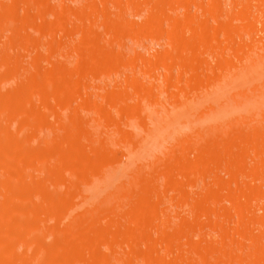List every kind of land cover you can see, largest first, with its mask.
<instances>
[{
	"label": "rangeland",
	"instance_id": "obj_1",
	"mask_svg": "<svg viewBox=\"0 0 264 264\" xmlns=\"http://www.w3.org/2000/svg\"><path fill=\"white\" fill-rule=\"evenodd\" d=\"M7 1H8V3H7ZM34 1L33 0H0V15L3 16L2 14H4V16H6L5 13L9 9H10V11H8V12H10V14L12 15L11 17L8 16V18H6V20H9V21H6L4 24H3V22L5 20H2V18H5V17H1L0 16V28L2 27V29H0V43L2 41V43L0 44V55H1L2 52L5 53L4 51H6V48H7V51H9V53H7V54H9L10 56L11 55H13V56L15 55L14 57H16V58L19 57L17 59L19 61L21 60L19 63L22 64L21 65L22 67H20L19 70L20 71L23 70L24 72L22 71L21 73H24L25 74V75L24 74L21 75L19 73L18 75H16L14 77L15 78L14 79L15 81L13 79H11V80L9 79L8 80V79H4V78L2 79L3 81L0 80V82H1L0 83V86H1L0 87L1 88L0 89V93L1 92L2 93L3 92L5 93V94H2L1 93L0 96L1 95H5L4 98L7 99L6 98L7 92L10 91V89H13V88L15 90H17L18 88H15V87L16 86L19 87V84L18 83H20L22 85L23 81H26V84L27 83L29 84L28 87H30V85L31 86H35L34 83L37 85V87H34V88L33 87H30V89H32V91L29 90L28 91L29 94L26 93V91H24V89H23V91H24L23 98L24 97H26V98L29 97L30 98V94H32V93H30V91L31 92L34 91L33 93H35V91H36L35 89H39V88H41V86L43 87V84L45 83V81L46 82L48 81L47 83H49V82H51L50 80H52V79H53V81H55L54 83L58 85V86L53 85L54 86L53 88L56 89V90L59 89L60 87H63L64 90L65 89L68 90L71 87V85H73V84H71L69 87L67 86V85H69L67 83H69L70 80L71 81L74 80L75 83H74L73 87L74 88L76 87L75 89H78V90H77V93H76L73 90L74 88H72V90H73L72 92L73 93L71 92L72 94L71 93L70 94L73 95V96H71V98H70V94H68V95L65 94V98L68 99V100L65 99L66 100L65 101L66 102L65 105H67L69 103L68 107L65 106V105L63 106V104H61V106H62L61 107L60 106V103H58L57 102V99L55 97H53V96H51V98L49 97V99H47V101H44V103L47 102V104H43L42 105L41 103H43V101H41V103H40L39 102L40 101L39 99H38V102H36V104H34L36 109H37V107L39 108L40 111H38V112L43 113V114L51 115L48 112L49 111L51 112V111H54L55 110L52 113L53 115H51V117H49V118H52V119H49L48 118L49 121L51 120L52 121L51 123H53V124H50V126H41L42 128H38L39 129L38 132H40L39 137L41 136L40 139L46 138L45 141H44V143H43V140H40L39 139L40 141L38 143H40L41 149L42 150H45L46 152H48L47 150L49 148H51L53 146H57V147L60 148V150L61 149L62 150L61 151H58L59 153L57 154L58 155L57 157H56V155L54 157H52V156H49L50 154H48V155H46L48 157L47 158V161H45V159H44V160H41V161L38 160V163L36 162L39 165L41 164L40 165L41 167L42 166H45V168H46V166L48 164L49 165L54 164L53 165L54 167L57 165L56 169H58V170H56L54 168L55 171L52 170V172L51 171H48L47 172L46 169H48V168H46V169H43L44 167L39 168V169L46 170L45 171V174L42 173L41 170H39L37 168V165L34 166V165H31V164H26V163H22V162L20 163L18 160H17L18 162H16V161L13 162L12 161V163L9 166L11 168H13L15 171L17 170V171L23 172V173H21V175L26 174V172L29 171L27 173V174H30L29 183L30 182H32V183L34 182V181H30V180H35V179L32 178V173L34 174L33 177L40 175V176H42V178L41 177L40 178L43 180V182L45 181L44 183H46V185L49 184L48 185L49 187H53V189L52 188H49V189L54 194L55 193L54 192L55 191L54 189H56V190L59 189V190L63 191L64 188L65 189H66V187L68 188V185L69 184H66L65 180L66 181L69 180L70 182H72V185H73V183H75L74 184V186L76 185V187H75L76 192L75 193L78 192V194H79L78 197H77L78 194L75 195L77 198L74 196L75 199L72 200L73 201V204L74 203L75 204L76 203H80V202L84 201V199L86 200V197H87L89 191L92 188L91 182H93V183L95 182L94 183V185H95L96 183L99 182L98 180L101 181L102 179H97V178H102L101 176H103L102 175L103 173H101V175L99 173L98 174L99 176L97 175V173L90 174V176H89L88 179L82 180L83 177L81 178V174L79 173V171L77 169V165L78 164H75V163L79 162V157L77 156V154H80L81 155L82 153H80V152H84L83 154L88 155V158L90 157L89 155H91V156L93 155L92 157L94 158L96 156L95 153H96L97 150L95 151L94 148H93L94 146L92 147V145L95 144V141H92V140L93 139H96L97 140L98 138H100L101 140L104 141V143L105 142L106 143L105 144L102 143L103 145L101 143H96V145L98 146V147H96V145H95L96 149L98 148L99 151H101V150L104 149V152L107 151V152H105L106 155L108 154V152H109V155L110 154L111 155L112 154H116V155L119 156V158L121 160H125V155H126V161L128 162L127 155H128V153H130V151H132V147H133L132 144L130 143L129 138H132V137H136L138 139L141 138L144 135V133H145L144 129L146 128L145 126H147L146 124L149 123V122H147V121H149V119L147 120V118H146L147 121H144V122H147V123H144L145 126L143 124L142 125L139 124V120H138V118H139L138 116L139 115H137V113H136V117H135V115H133L134 118L131 115L130 116H127L128 113L126 114V109L125 108H128V106L130 107L131 105H133L135 108H137V107L138 108L139 107L142 108V106H144L145 103H147V101H148L147 97L146 96H143L140 93V91L145 90L146 88L148 89V86L149 85H151L152 86L151 88L154 91H156L155 93H159V91H163L162 92V98L164 99V103L162 104V107L160 108V111L161 112L159 111L158 116L159 115L162 116L163 114H165L164 111H166V109L167 110L168 109H171L173 107V103H175L177 101L176 99L178 98V100H179V96L182 95L180 93H183V92H186L187 93V92H190L191 91L190 93L192 94V96L193 97H196V99L198 101H201V100L204 101L202 103V105L200 106L199 110L197 112L193 113L190 116V118L187 120L188 121L187 122V125H181V127L182 126H184V127L180 130V132H178L177 135L169 136L167 134H163L158 139V141L155 144H152V145L149 146L148 152H146L145 156H143L142 158H139V159L135 160L134 162H132L131 169H134V171H136V173H138L139 171H143V175H141V176H143L145 178H143V177L140 176V177H138V180H139V178H143L142 180L145 179L144 180L145 182L146 181L149 182L150 180H153V182H156V183H152V184H155V186H158L157 185L158 183H160L159 186L160 185H163L162 188L160 186V191L162 192V197L160 198L161 201L158 202V203H161L160 205L163 206V210H164V208H165V210L162 211V209H161L162 207L159 205L160 206L159 208L161 209V210L159 209L160 213L159 214H156V217L154 216L155 213L153 215H150L149 216L150 217L149 220H150V223H151L149 225H152V226L147 227V228H149V229H147V231H145V230L142 231L144 229L143 228L144 226L143 227L141 226V228H143L142 230L139 228L140 231H137L139 229H137V230L134 229V227H135L136 224L133 223L134 224L133 225L129 221V217L133 216V214H131L130 212H132V211L135 212V210L137 209V207L139 208L140 206H143L142 203L144 204L145 198L147 196L146 193H142V194H144V196H142L141 192H139V190H137L139 188V187H137V185L139 183H137V182L135 183L134 180L135 179L137 180V178H134L133 177V179H131V181H130V179H127L129 182L128 181H126V182H128L129 184L128 185H125V187H124V189H126V188H127V190L130 189V191L124 192V189H123V190H119L118 191V195L117 196L115 194V197L117 198L116 205H115V203L114 204H109V206L106 205L105 200H106L107 194L105 193L98 200L99 204L101 202H103V203L100 204L101 206L98 205L99 206V208H98L97 206L94 205V206L89 207V209L86 208L84 210L85 213L84 212H82V213L80 212L82 216L79 215V213H77L76 215L78 217L75 215V216H73L71 218L70 217H67L66 218L67 215H64L65 214L64 213L65 211H64V212L60 213V214H62V216L54 218V216H52V214H49V213L46 212L49 215L48 218H47V216H44V215H46V213L43 212L44 215L43 214H42L43 216L41 215V219H40V217L38 218V222L40 221V223L43 224V225L41 226V224L39 223L38 225H35V226L39 227L41 230L42 229L44 230V231L42 230L43 232L41 231L42 234L44 232L47 233L49 231L47 234L45 233L46 236L48 235L46 237V240H45L46 242L42 241V243L43 242L45 244L47 243L45 245V247H47V246L53 247V246L56 245L57 241L60 242L63 239V236H65L66 234L65 235L63 234V232L61 230L62 228L64 230L66 229V232L69 231V230H73L74 232H77L75 228H78L80 226H76L73 229H70V228H72V226H75L78 223L84 224V222L87 221L86 220L87 218H89V217L92 218V216L95 215V216L98 217V219L100 218V220L97 219L100 222H96L97 225H95L93 227V230L95 228L94 231L92 230V228H90V230H88V231L91 232V233L94 232L93 234H96L97 233L96 230L99 231L98 228L101 229L102 227H104V228H107L108 233H111L109 235H112L113 236V233H114L115 237H117V238L114 239V241L112 240V244L115 242L114 243L115 245L113 244L114 250H115L114 253H113V251L111 252V250L113 249V246L112 245H111L112 248L109 246L110 249H108V245H109L108 243H107L108 245L102 244V243L100 245L101 246L100 247L101 249H100V252H99L100 255L103 256L102 253L103 254L107 253V254H109V257L106 254L107 255V258L109 260H113V261H111V263H105V264H153V260L154 259L158 260L159 261L158 262L159 264L160 263H163V264L164 263H171V264H173V263L174 264L175 263H177V264L178 263H181V264H188V263L189 264H201L200 256L198 255V253H200V251L203 250V248L205 247L204 246V245H206L205 242L210 241V240L211 241L210 242H207V244L208 243H210V244H212V243L216 244V247L215 246H212V247H214L213 248L214 251H216L218 253L220 251V253L219 254L216 253L214 255L215 252L214 251L213 252L211 251L210 254H208L210 256L208 257V255H206V258H205L206 261H204V259H203L202 264H205L204 262H206V264H208V261H209V264H210V263H212V261H214L213 259H215L216 261H214V262H217V264H218V261H217L218 255L220 256L221 254H223L224 247H226L225 248L226 250H224V251L230 250L231 247H233V246H234L233 248H236L237 249L236 250V249H233L232 248L233 250H236L235 252H237L238 249H240V250L243 249L241 251H243V254L242 255H244V256L245 255L248 256L250 254V252L252 253L254 251V248H255L254 247V242L252 240L249 241V239H247L249 241V243L248 242H244L245 244L241 241L244 245L247 244L246 247L241 245L242 248H240L238 246L239 244H242L240 242V240L243 239V238H241L240 233L237 231L238 230V228H237L238 226L237 225L240 224V223H242V222H244V221H246L247 219H249L248 217H250V215H252L253 218L256 215L257 216L263 215L264 212L262 211V208H261V205L262 204L259 205L260 202L258 203L256 201L257 202L256 203L254 201L253 202L254 205H253V203H250L249 202V205L252 204V206L250 205L251 208L249 207L250 208L249 209L250 210L249 213L245 214L247 217L246 216L244 217L243 215L241 216V214L237 212L238 209H236L235 208V205L231 201H229L230 199L227 200V198L229 196L228 195V192H229V194H230V192L233 193L234 195L237 194L236 197L238 196V193L241 192L240 194H242V196L241 195L238 196V198L241 197V198H239L241 200L239 202L240 203H245L247 200H246L245 196L243 197V195H245L244 194V191H245L246 194H248V192L251 191V190L248 191V189H250V186L251 185H252V187H251L252 190L257 189V187H258V189H260V188H262L261 186H264L263 185L264 184V182H263L264 180H262V179H264V173H263V171H264L263 168L264 167L262 168V170H263L261 172L262 174L260 173V171H261L260 170L261 164L264 165V158H263V160L262 159H259L261 157V154H259L260 152L258 150H256V151L252 150L253 147L255 146L254 143L256 141L253 143V141L255 139H251L253 141L250 140L249 145L252 143L251 144L252 147L251 146H248L247 150L245 149V153L246 154L248 153L246 151H249V148H251L250 151L252 150L251 152L249 151V153L247 154V155L250 156V158L247 159L248 156L246 157V160L245 161L247 163H246V165H244V167L246 166L249 169L247 168L248 169L247 171L237 170V169H235L236 167H234V164L233 163H235L238 160V158H239V157H237L239 155L237 153L238 152L240 153V152L243 151L242 149H240L241 147L237 146L239 148H236V145H234L233 147H231V149H232L231 150V149L227 148L228 147L227 144H225L224 146H222L224 144V142H225V141L222 140V138H220L222 140V141H220V144L222 142H223V144L220 145V146L217 145L219 142H216L215 146H214V143L215 142H213L215 140L217 141V139L219 140V138L213 137L216 134H217V137H219L218 134H220V136L223 134L224 137H225V139H226L225 134H229V136H230V134H232L231 136H234L237 133V130L239 131V130L242 129V128H240V126L238 127V125H239L238 118L241 119L243 115L247 114L245 112H249V106L250 105H239L237 103V101H248L247 100L248 98H244L243 96H239L238 93L232 92L228 96L224 97L220 103L215 104V102H210L209 99H207V100L201 99L198 96L201 93L199 91V88L201 87V84L204 85L205 87H207L209 84H212L213 82H215V80H218L219 78L224 77L222 75H224V74L226 75V71L229 70V69H231L230 68L231 66H229V63L228 62L230 61V59H231V61L232 60H234V61L237 60L235 58L236 54L233 55V53H232V51L234 52V50L236 48H238L237 45H239V47H240V45L243 44L241 46H243L244 49H245L246 47L244 45L245 44L251 45L250 43H252V40L261 41V39H262L261 42H264V40H263L264 39V31H263L264 30V27H263L264 26V21H263L264 18L262 17V12L261 13H256V12H258V11H256L258 8H260V9H258L259 12L261 11V7H259V6L256 7L255 8L256 10L255 11L254 10L252 11V13H253L252 16H251V11H250V13H249L250 16H248V18L246 17L247 19H250L251 18L249 24H247L248 23V20L245 21V23L247 22L246 24L245 23L241 24V22L239 21V19L237 17L235 18L234 21L233 20L231 21V23L233 25L232 24H229V25H232L233 26L231 28L233 30H235L238 26H240V24L243 25V26L244 25L245 26L247 25V27L249 25V28L248 29H245L246 27H244V30H242L239 34L235 35V38L236 39H234V43H232V45H231L232 47H230V45L229 46L227 45L228 50H227V48L226 49L224 48V44L227 41H225L226 40L225 34L222 32V28L220 27L222 24L224 25V23H223L224 21H222V22L220 20H217V21L215 20L214 21V19H212V18H209L210 19L209 20V23L211 22L210 24H213V25L210 26V28H211V30H213V29L214 30L211 31L209 29V27H208V29L210 31L208 30L207 33H205L206 35L203 34L204 37H203V35H201L202 38L200 40V41H203L207 45L204 46L203 42H202V44H199L201 42L198 41L199 42L198 44L200 46L195 45L193 47H190L189 48L190 50L189 49H183L182 50V48H181L182 45L180 46V44H177V39H178L177 37H180V39H181V37H183V35H184V37H187V38L189 36L190 37H193L194 36L193 33H196V32H194L195 27L193 26L194 25V22H195V18H196V21L199 22L198 20H200V18H202V20H203V18L206 17V16H204V11L203 10L209 9L208 7H210L209 6L210 4L208 2H210V1L209 0H201V1L200 0H195L197 3L195 2L194 4H196L197 6L193 4V5H190V7L186 8V7H184L185 4L184 5L182 4L183 1L180 4V3H177V1H178L177 0L175 2L173 1L174 2V5H171L172 8L170 7V9H171V10L169 9L170 11L167 9L168 8L167 7L168 6L167 3L172 4L171 3L172 1H169V0H163V1L160 0V1H158V3L164 2L167 5L166 6V10H165V14H163V15L168 16V15H171L172 14V16H174L172 19H175V20H178L179 21V23H177L178 24V28H180L181 26L183 27V25L186 23L184 19L189 18V17L190 18L193 17V18H191V19H194L193 24L191 23V25H190L191 27L187 26L186 29L188 27L189 28L187 29V31L184 32V34H182V32L184 31V30H182L183 29L182 27L177 32H172L173 30L170 28L172 26L171 25H168V24H170V23H168L169 22L168 20H163V21L161 20L162 22H167L168 21L167 23H163L162 24V25L165 26V27L162 26L164 29L162 27H161L162 29H160V28H157V29L155 28L154 29L152 25H149V22H147V20L145 19L144 16H146L148 14L147 19H149V17H151V14H152V15H155L156 16L155 18L157 19V21H160V20H158V18H161L162 13H160V12H162V11H160V12L158 11V12L155 13L154 11L149 10L150 9L149 8L150 6L147 7L148 5H154L152 3L155 2V0L154 1L153 0H143V1L146 2V3L145 2L143 3V4H146V6L145 5H142V14L143 13H146V14H144V16L141 15V14H139V13H137V12H135V11H133L132 9H130V10L127 9L126 12H124V14H123L124 16L126 15V18L125 17L124 18L129 21V23H128L129 30H130L131 27L134 28V29H139L141 27L142 28V31L148 32L150 30V31H152L150 33H154V32L158 33V34H154V35H157L158 38L156 36L154 37L153 35H152V38H151V36L149 35V32H148V34L146 33V35H149L150 38L148 36L145 37V35H142V38L140 37V39H139L141 41H139L137 37L131 38V35L134 32L133 30H131L132 33H130V35H125V36L120 37L121 39L118 38V39L114 40L113 39V35H114L113 32H109L108 35H106L108 37L105 38V41H107V39H108V41L106 42V46L107 45L110 46L111 49L108 46H107V48L109 50H111V51L114 50L115 54L117 52V55L119 53L120 56L123 59L124 58H127V59H124V60L122 59V61L128 60V62L125 63L124 65L121 64L122 66H120V68H118L119 67V64L118 65L115 64V63H117L116 61L114 62L113 60H111L113 62H110V60L108 61L106 59L107 60L106 61L104 59V60H101L102 61L101 62L100 61V58H99L98 59L99 62H100L99 66H102V65L103 66H102V68H97V67H99V66H96L98 60L96 61V57L94 58L93 55H95V56L98 55L96 53V52H98L97 51V49H98L97 47L98 46H96V47L95 46H92L93 44H91L89 46L87 44V42H91L88 39H90V37L94 36L92 34H94V31H96L97 29L100 30V32L103 31V34L105 33V31L107 32V30H104V29L106 27H109L111 25V22L113 20H111L110 17L112 16V18H115V13H116V10H117V5L114 2H109L108 1L109 4L107 6V5H104V3H106V2L103 3V2H101V0H87V1H85V0H41L42 2H40V3H39V1H40L39 0V1H37L38 4H35ZM139 1L142 3V0H139ZM149 1H151L152 3L151 2H150L151 4L148 3ZM223 1H226V0H222V3H223ZM2 2H6L7 4L6 3H4V4H6L7 7H5L6 5L4 6ZM191 2H193V0H191ZM198 2H201V3H198ZM211 2H213V1L211 0ZM12 3H13V6H15L14 9H13V6H12V8L11 7H8V5H10ZM190 4H192V3H190ZM198 4H200L201 7ZM224 4H228L227 7L224 6V9L226 7L227 8V11H229L228 9L230 8V5H232V1L231 0H228V1L224 2L223 5ZM41 5H43V6H41ZM181 5H183V6H181ZM186 6H189V5L187 4ZM145 8H147V9L145 10ZM153 8H154V6H153ZM231 8H230V10H231ZM92 9L95 11V13H94V11ZM163 9H165V8H163ZM90 10H92V13H94V15L93 14H87V13H91ZM148 11L149 12H152V13L149 14ZM82 12H84V13H82ZM81 13L83 14L82 17H84V18L86 16L88 17V18L86 17L87 19H84V18L81 17V19H84L82 23H81V19H80V16L81 15L79 16V14H81ZM163 13H164V11H163ZM166 13H169V14H166ZM202 13H203V15H202ZM14 14H15V16H13ZM26 14H28V15H26ZM62 14H65V16L64 17H61ZM157 14H161V16H158ZM42 15H44V17H43L44 20L40 18ZM54 15L56 17L57 16L59 17V22L62 20L61 22L64 23V26H67L66 29H62L61 28L62 30H56L57 29V25L56 26L53 25V26H55V29L53 27L54 30H52V28L50 27L52 23L49 24L48 22H50V21H53L54 22V20H56ZM113 15H114V17H113ZM30 16L32 17V19L34 18L37 22L35 20L32 21L31 18H30V20H28V18ZM165 16H163V17H165ZM22 17H25L24 20L27 18L26 19L27 22L26 21H21L24 24H22V23L19 22V20H20L19 18H22ZM66 17H68V20H67V22H64L67 19ZM176 17H177V19H176ZM11 18H13V19L11 20ZM151 19L153 21V18H151ZM220 19L222 20V18H220ZM188 20H190V19H188ZM30 21H32V22H30ZM56 21H58V20H56ZM152 21H150V22L153 23ZM34 22H36V23H34ZM44 22H46V23L44 24ZM188 22H192V20H190ZM260 22H262V23H260ZM6 23H8L10 25H7ZM25 23H26L27 26L25 25ZM39 23H42L44 26L41 25V28H39V29L34 28V27H38L39 26ZM83 23H85V24H83ZM2 24L4 25L5 28H3V25ZM11 24L13 26H15V27H12ZM32 24H36L37 26L36 25L33 26ZM47 24L50 25V26H48L49 28L47 27ZM62 24H60V26H62ZM130 24H132V26H130ZM24 25H25L24 28L23 27H19V26H24ZM179 25H181V26L179 27ZM83 26H86L85 27V30H84ZM185 26H186V24H185ZM215 26L217 28L220 27L218 32L217 31L215 32ZM42 27L44 28V31H41L39 33L38 30H42ZM45 27H47V28H45ZM13 28H16L14 30V32H19V33L18 34L13 33ZM18 29H19V31H18ZM50 29L52 31H50ZM181 30H182V32H181ZM1 32H5V33H1ZM178 32H180V33H178ZM27 33L28 34H31V35H34V34L39 33L36 36H34L35 38L38 37V40L40 42V43H38V44H40L38 46L39 49L36 46H33L34 48H32V47L29 46V49H27L28 47H25L24 45H21L22 42L25 44V41H23V40H25L24 38L26 37V39H27V37H29V35ZM55 33H56V36H55ZM111 33L113 35H111ZM176 33H178V34H176ZM191 34H193V35H191ZM162 36H163V38H162ZM11 37L12 38L14 37V39H12V40H14V42L12 41L13 44H10V41H11L10 38ZM114 38H116V36H114ZM135 38H137V39H135ZM38 40H36V41H38ZM86 40H88V41L85 42ZM142 40H143V42H142ZM237 41H239V42H237ZM117 42H121V43L119 44ZM175 42H176V44H175ZM209 42H211V44ZM140 43H143V44H140ZM178 43H179V41H178ZM212 43H214L215 46H212ZM86 44H87V46H89V48H87V49L84 46ZM218 44H221V48L218 47ZM222 45H223V47H222ZM234 45L236 46V48H235ZM4 46H5V48H4ZM1 47H3V48H1ZM22 47H25L24 51H23ZM113 47L115 49H113ZM195 47H197V48H195ZM229 47H230V49H229ZM241 48L242 47H240L238 49H241ZM3 49H5V50H3ZM221 50H222V52H221ZM226 51H227V53H226ZM235 51H237V50H235ZM18 54H19V56H17ZM115 54H114V56H116ZM181 54H182L183 57H186V58L183 59V57L181 56ZM3 55L0 56V69H1L0 70V73H2L5 70V65L3 66V64H4L3 63V57H4ZM226 55H229V56H226ZM231 55H233L234 57L231 56ZM37 57L38 58L39 57H44L45 59L47 57L52 58V62L57 63V64H55L57 66L55 68H52V66H51L52 63H50V62L48 63L47 60H44L43 61L40 58V60H42V61H40L39 59L38 60L40 62H42L41 63L42 68L39 69L40 62L38 64L36 63L37 65H34L35 64L34 62L36 61L35 58L37 59ZM216 57H218V59H219L218 62H217L218 59ZM226 57L229 60H227ZM230 57H233L234 59L233 58H230ZM204 58H208V61H207V59H204ZM90 60H91V62H90ZM93 60L96 61V62H94V65L96 66V68H95V66H92L91 65ZM114 60H115V58H114ZM120 60H121V58L119 59V61ZM222 60H225L226 62H224V61L221 62ZM241 60H242V58H241ZM241 60H239V62H241ZM45 61H47V62H45ZM101 63H103V64H101ZM193 63H196V64H193ZM235 63H238V61L235 62ZM48 64H51V65H48ZM194 65L195 66L198 65L199 68H197V69H199V71H202V73L200 75L201 76V79H202V76H204V74L206 75V74H209L210 73L209 72L210 69L212 71L213 68H210L211 65L213 67L215 66V70H214V72L212 71L213 73H211V74H214V76H216V77L218 75V78L215 79L216 78L215 77L214 78L215 80L214 79L213 80H207V79H204L205 77H203L204 81H202V80H200V78H199L200 76H199V77H197L196 80H193L194 78H192V80H190V82L192 81L191 83L190 82L187 83L189 81V79H191L190 77H188V79H187V76H191L190 73L194 70L193 68H192L193 69L192 70L190 67H195ZM200 65H201L202 69H201ZM217 65H220V66H217ZM236 65H238V64H236ZM216 66L220 68V71L216 70ZM48 67H50V68H48ZM61 67H63V68H61ZM86 67H88V68L89 67H92L93 68V72L89 71V69L86 68ZM114 67H116V70H118V69H120V70L113 72L114 70H112V68L114 69ZM206 67H208L207 70H209V71H206ZM59 68H61V69H59ZM85 68L91 74L88 73V72H85V71H87ZM106 68L109 69V70H107ZM38 69L41 70V72H44L43 74H45L46 71L53 70V71L48 72L49 74H51L50 75L51 76V79H48L50 76H48L47 73L45 75H43V77H41L42 76V73L40 72V74L38 73L39 75L37 77H41V78H36L35 80H37V81L35 82L33 80V78H32V74L35 75L37 72H39ZM104 70L106 71V73L103 72ZM29 71L32 72V74H29ZM82 71H83V74H81ZM108 71L111 72V73L108 74ZM70 72L72 73V76L69 75ZM52 74H53V77H52ZM180 74L182 75L181 78L183 77L184 79L185 78L187 79V80L186 79L185 80L182 79L183 82L186 83V84H184L183 82L180 83V82L176 81L179 78L178 76H180ZM183 74H184V76H183ZM185 74L187 76H185ZM81 75H83V76H81ZM165 75L168 76V77H170V79H168V77L165 78ZM22 76H24V77H22ZM29 76H31V78H32V79L29 78L30 81L28 79ZM68 76L69 77L71 76L72 79H70V80L67 79ZM45 77H47V78H45ZM74 77H76L77 80L76 79H73ZM175 77H177V79ZM64 78H66V79H64ZM27 79H28V81H27ZM38 79H40L41 82L38 81ZM157 79H158L159 82L157 81ZM165 79H167V80H165ZM4 80H6L7 82H5ZM62 80L65 81V83ZM67 80H69V81L67 82ZM59 81H60L61 85H60ZM79 81H80V86L77 85V84H79ZM134 81H137L138 85H136L134 83L136 85L135 86L133 84ZM151 81L155 82L154 83L155 85H153V83H151ZM175 81L177 83H180L181 85L180 84L178 85ZM185 81H187V82H185ZM31 82H33V84ZM173 82H175V84L178 85L179 87H177L176 85H174ZM38 84L40 85V87L38 86ZM167 85H169V86H167ZM173 85L175 87H173ZM24 86H25L26 89H29V88L26 87V85H24ZM8 87H10V89ZM11 87H13V88H11ZM135 87L139 91L137 89H135ZM213 88L214 87H212V89ZM140 89H142V90H140ZM69 90L71 91V89H69ZM69 90L68 91L65 90V92H68L69 93ZM11 91H13V90H11ZM137 91H138L139 94L137 93ZM148 91H150V90H148ZM74 93H76V95H74ZM190 93L184 94V96L185 95H189ZM249 94H250V92H249ZM34 95L32 94L31 97H33V98L36 97V99L37 98H40L38 95H36V93ZM140 95H141V97H139ZM142 96L145 97V98H142ZM184 96H182V97L184 98ZM189 96H191V95H189ZM52 97H53V99H52ZM8 100L11 101V99H8ZM8 100H6L5 103ZM28 100H31V99H28L27 98L26 100H22V104L21 105L23 106L25 104V102H27ZM69 100H71V101L69 102ZM85 100H86V102H85ZM110 100H111V102H109ZM1 102H3V101H1ZM12 102L7 103L8 106L4 105L3 107H6V108H8V107L10 108L11 107V111L12 110H15V107H17L18 105L20 107V104L15 105ZM48 103H49V105H48ZM61 103H63V102H61ZM142 103H144V104H142ZM85 104H87V105H85ZM47 105L49 106V109L46 107ZM133 106H131V107H133ZM63 107L66 110L63 109ZM97 107H98V109H100V111L97 109ZM3 109L1 110V112L4 113ZM17 109H19V108H17ZM69 109H70V111H68ZM260 109H261V106H260L259 110ZM71 110L72 111L73 110L74 111H77V113L74 112V111L71 112ZM7 111L8 110H5L6 113H7ZM11 111H9V112H11ZM21 111L20 112L18 111L20 116H18V114H17L18 112L17 113H16V111H14V112L17 114L18 117H22L24 115V112H23V110H21ZM57 112H58V114H57ZM135 112H137V111H135ZM72 113L73 114L76 113V114L73 116ZM102 113H104V114H102ZM70 114H72V116H70ZM105 114H106V118H105ZM54 115H56V116L58 115V117H56L57 119H55V121H54V118H53ZM61 116H62V118H61ZM220 116H224L225 119L222 122H220V123H215L218 119H220L219 118ZM213 117H217L218 119L216 121L212 122L211 121L212 120L211 118H213ZM108 119H110L111 121L108 120ZM141 119H142V121L144 120L143 117H141ZM15 126L13 128H14L15 133H17L16 136H18L19 138H21V136L24 134V129H20L19 127L16 126L19 129L15 130V128H16ZM35 126H37V125H35ZM119 126H120V129L121 130L118 128ZM219 127L221 128V130L218 129ZM236 128H237V130H236ZM32 129L38 130V129H35L33 127H32ZM117 129L119 130V132H118ZM223 130H225V131H223ZM247 130H249L248 127H246V130L245 131H247ZM16 131H18V132H16ZM120 131H121V133H120ZM217 131H219V132H217ZM233 131H234V133H233ZM115 132H117L118 134L117 133L115 134ZM42 135H45V137L44 136L42 137ZM84 135H89V137L84 136ZM81 136H83V137L82 138H79ZM230 137H228L227 139L229 140ZM73 138H75L76 141H78V140L80 141V145H77L78 142L75 144V145H77V148L75 147L74 144H69L70 140L73 141ZM80 139H82V140H80ZM201 140H203V141H201ZM228 140H227V142H229ZM92 142H94V143H92ZM97 142H99V141L97 140ZM190 142H192V145H190ZM15 143H16V141H15ZM15 143H13V145L10 146L9 149H7L8 148L7 146H9V145L6 146L5 143H4V145L6 147L3 146V145H2V147L5 148L4 150L7 149V151L9 150V151H11L12 153L15 154V153L22 152L23 151V148H27L26 145L29 146L30 144H32V143H30V141H24V140H23L24 145L22 143L21 145L19 144L20 145L19 146V145H16ZM17 143H19V142L17 141ZM34 143H37V142L34 141ZM98 144H101V145H98ZM211 144H212V146H211ZM22 145H23V147H21ZM70 145H74V147H71ZM189 145H190V147H189ZM216 146H218V147L216 148ZM70 147H71L72 151L74 152L73 156L72 155L68 156V153L67 152L70 151L69 150ZM214 147H215V149H214L215 151L217 149L216 153H218L219 155L220 154H223V155H220V157H223V158L220 161V159H219L220 157H219L218 158V161H215L214 163H211L210 164L211 166L207 165V167H206V164H207V161L206 160L207 159L204 160L205 159V156L204 155H206V153H208L207 155H210L209 154L210 153V150L213 149ZM75 148H76V150H75ZM237 149L238 150H242V151H238ZM206 150H208L209 152L206 151ZM182 151H183V154H184V158L186 157L185 159L181 156V155H183L182 154ZM218 151H220V152H218ZM221 151H222V153H221ZM60 153H62V154L60 155ZM212 153H213V151H212ZM75 155L77 156L78 161H77ZM202 156H204V157L202 158ZM256 156H257V158H256ZM181 157H182V159H184V161H182L181 163L180 162H177L176 160H178V159L182 160ZM85 158H87V157H85ZM198 158L199 159H203L204 161L202 160L201 162H204V163H201V162L199 163L198 162V160H199ZM206 158H207V156H206ZM172 159H174V161ZM52 160L53 161L55 160V161L54 162H51ZM259 160H262V161H259ZM49 161L51 162V164H50ZM56 161H57V163H56ZM47 162H49V163H47ZM173 162L180 163L182 166L180 165V167H179V165H178L177 167H174V164H172ZM186 162H188L190 164L188 165V163H186ZM103 163H106V162H103ZM191 163H192V165H191ZM257 163H261L260 165L258 164L260 166V168L257 165ZM111 164H112V161H110L107 164V166L110 168L111 167ZM185 164H187L188 166L185 165ZM231 164H233V166H231ZM39 165H38V167H40ZM254 165L257 166V171L259 173H257L255 171L256 170V167L255 168L252 167ZM102 166H106V165H102ZM168 166H169V168H166ZM171 166L174 167V168L172 169ZM189 166H190L191 170L193 171V175L191 173L190 179H189L188 182L187 181L184 182V183L181 182L184 185L186 184V187L184 185H182V184L181 185L184 186V188L187 189V191H188L187 196L190 195L191 198H190V196L188 197L189 199H187L186 197H183V198H186L187 200L186 199L185 200L183 199L182 200L183 202H182L181 201V198L182 197L178 199V197L181 195V193H179V196H178V194L176 195V193H178V192H176L177 190H175V188H174L175 186L171 185V187H170V185H167V184H171V183L173 184V183H175L177 185L178 182H180L182 180L185 181L184 179H187V178H185L186 175H184L185 173L184 174L182 173L184 175V176H182L181 172H183V170H185V168L186 167H189ZM183 167H184V169H183ZM205 167L208 169L209 172H207V170L204 169ZM246 167H245L244 170H246ZM111 168H113V167H111ZM103 169L105 170V169H107V167H105ZM110 169H109V171H111ZM167 169L168 170L170 169V170L168 171ZM234 169H235V173H234V171H232ZM252 169H255V170H252ZM5 170H8V169H0V178H1L0 179V181H1L0 183L2 184L3 183L2 181L8 182V180H9L10 182H15L16 181V183L19 184V181H21V178L19 180H17L18 177L16 178V177H14V175H12L10 173L9 174L6 173V172H9V171H5ZM48 170H50V169H48ZM79 170H81V168H79ZM97 170H99V169H97ZM197 170H199L200 172L197 171ZM3 171H4V174H3ZM39 171L42 174H39ZM202 171H204V172L202 173ZM83 172L84 171H82V173ZM144 172H146L147 174L146 173L144 174ZM231 175H233V176H231ZM148 178H152V179H148ZM36 179H38V178H36ZM261 180H262V182H261ZM151 182L152 181H150L149 183H151ZM21 183H22V181H21ZM29 183H27V184H29ZM32 183H30L29 185L25 184L26 185V186H24V189L26 191L25 192V196L27 195V193H32V192H29L31 189L34 191V187H33L34 185H32ZM76 183H78V184H76ZM218 183H221V184H218ZM248 183L250 184V186H248L249 185ZM215 184H216V186H215ZM224 184H225V186H224ZM239 184H240V186H243V187H238ZM260 184H262V185H260ZM72 185L69 186L70 189H74L73 188L74 186H72ZM19 186H22V185L20 184ZM128 186L132 187V190ZM246 186L248 188H246ZM255 186H257V187L255 188ZM31 187H33V188H31ZM205 187H207V188H205ZM211 187L212 188H215L216 187V190L217 189H220V190L221 189H224V190H221V191L218 190L219 191L218 195L221 196V198L223 196L224 197L222 199L221 198H218L219 200L217 199V202H216V200H214L213 202H211L209 198H208L209 201H208L207 198H203V195L205 197V195H206L205 193L207 192L208 188L210 189ZM222 187H224V188H222ZM184 188L182 187V189H184ZM240 188H242V190H240ZM65 189H64V191H65ZM135 189L137 190V192H139L138 193L140 195L139 197L140 198L143 197V200H141L138 196H137L138 198L135 196V194H136V192H135L136 190ZM262 189H264V188H262ZM59 190H58V192H60ZM67 191L68 190L66 189L65 192L67 193ZM132 191H134L135 193L133 192L134 194H132ZM225 191H227V192H225ZM238 191H240V192H238ZM63 192H60V193H62L61 199L58 198V197L57 198L60 199L61 202H66L67 200L70 201V197L69 198L67 196L65 197V195H67L66 193H65V195L63 197V194H64ZM208 193H210V190L208 191ZM68 194H70V193H68ZM23 195H21L20 197H18V199H16V202L19 204V206H23L26 203V201L28 199H30L27 196L24 197ZM120 195H122V196H120ZM128 195H129V198H128ZM56 196H54V198ZM184 196H185V194H184ZM19 198H20V201H17V200H19ZM26 198H27V200H26ZM64 198L65 199L67 198V199L65 200ZM130 198H132V199H130ZM40 199L41 200H39V198L38 199L35 198L34 200L37 202L36 204H38L39 207H41V210H42L43 208L46 207V204L47 203H45V202H48V201L47 200H44L41 197H40ZM118 200H120V201H118ZM136 200L137 201H140V202L138 203ZM198 200L199 201L202 200L201 202H205L206 204H204V205L213 206V211L212 210H211L212 212L211 211H209V212L206 211L207 214L205 213V210H203V209H201V210L199 209L200 211H198V210L194 211L195 208H193L191 206L193 205V203H195V204L200 203ZM40 201H43L42 204L45 203V206L44 205H41V203H39ZM142 201H144V202H142ZM196 201H198V202H196ZM69 203L71 204V202H69ZM119 203L122 204V207L124 206L125 208L124 207L123 208L121 207L120 210H122L123 212L122 211L117 212L119 216L118 215H116L118 217L114 216L112 219H114L115 217H116V219L112 220V222H111V220H110L111 218H109V217L106 218L107 210L109 209V207L111 209L113 207V205H115V207L117 208L116 209L114 207L115 210H118V208L120 207L119 206ZM164 203H166V204H164ZM136 204H137V206H136ZM256 204H258V205H256ZM126 205H128V207ZM214 205H217V206L214 207ZM130 207H132V208L134 207L135 209L134 208L132 209ZM166 207L168 208V210L166 209ZM216 207H217V209H216ZM224 207H225L226 211L223 212V213H225V214L222 215V216H220L221 215L220 214V211H222L224 209ZM214 208L216 210H218V211L220 210V211L218 213H216V210ZM41 210H38V211H41ZM128 210H130V211H128ZM126 212H127V214H126ZM17 213H18V215H17ZM17 213H16V215L18 217H23L20 212H17ZM122 213L125 214V215L123 214L125 218L123 216L120 217ZM214 213L217 214V216L214 215ZM226 213H229V214H226ZM40 214L38 216H40ZM128 214H129V216H128ZM168 214H169V216L171 218L168 216ZM157 215H159L160 217H157ZM34 216H37V215L34 214ZM51 216H52L53 219L51 218ZM225 216H229V217H226L227 220L226 219H222L223 217L225 218ZM167 217H169V218L166 220ZM108 218H109V220H108ZM120 218H121V220H120ZM131 218H130V220H132ZM123 219H125V220H123ZM160 219H164L166 223L164 221L160 220ZM169 219L171 221V225L172 226L170 225V223L167 224V222H168ZM183 219H186L185 221L187 223H190L191 222L190 224L191 225L193 224V227H195V228H190V230H188L189 228L188 229L187 228L184 229V230H188V233L187 232H184V234L182 235V237L180 236L182 238V240H179L178 239V241L175 242V245L176 244L177 245L176 246L174 245V247H172L170 249L169 248H166L167 247L166 243L163 242L162 244H160L162 242L161 239L159 240V238H160V234H159L160 228L163 227V225L166 224V226H164L163 228L167 227V225H168L167 228H169V230H172V229H174L172 227H175L176 228V226L178 225V223H181V225H182ZM81 220H82V222H81ZM209 220H211V221H209ZM216 220L218 221V223H216V224H218L216 226V228L222 227L223 230L220 229V228H219L220 230L219 229H216V228L212 229L211 228V227H213L212 225H211L210 228L207 227L210 224L209 222L215 223ZM177 221H178V223H177ZM121 222H123V225H121ZM172 222H175L174 224L176 226L174 224H172ZM157 223H159L158 225H159L160 228L155 226ZM163 223H165V224H163ZM220 224L222 226H220ZM69 225H71V227ZM111 225H112V227H111ZM129 225L132 226V227L131 228H128ZM149 225H147V226H149ZM199 225H202L203 227L206 226L205 227L204 235L202 234L204 236L203 239L200 238V236H202V235H200V236L198 235V233H199L198 231L199 230L201 231L203 229V228L202 229H199L198 227H200V228L202 227V226H199ZM117 226H118V229H119L120 232H118V230L116 229ZM235 226H236V228H234ZM58 227H60V228L62 227V228L61 229L59 228L60 230H57ZM83 227H85V226H83ZM263 228L264 227H262V231H264ZM40 229L36 228L34 230L36 232H37V230L40 232ZM53 229H54V232H51V231H53ZM156 229H159V231L158 230L156 231ZM128 230H132V233L131 232H128ZM134 230H136V232L133 233ZM212 230H215V231H212ZM217 230L220 231V232H222L223 234H221ZM55 231H56V234H53V233H55ZM60 231L62 233H59ZM223 231L224 232L226 231V232L224 233ZM257 231H261V230L257 229ZM33 232L34 231H32V234L35 233V232L34 233ZM137 232H140V234L142 232V235L139 236L140 234L137 233ZM181 232H183V231L181 230ZM115 233H117V234H115ZM118 233H121L122 236L120 234H118ZM135 233H136L137 236L135 235ZM146 233H147V235H146ZM254 233H256V231ZM259 233H261V232H259ZM125 234H126V237H125ZM149 234H150L151 237L148 236ZM206 234H209L211 236L209 237V235H206ZM256 234H258V232ZM117 235H120V240L118 239L119 236H117ZM128 235H130L131 237L128 236ZM222 235H225V236H222ZM227 235H228L229 238L227 237ZM127 236H128V238H127ZM134 236L137 237V238H132ZM143 236H144V238H143ZM154 236H155V238H154ZM186 236H188V237H186ZM205 236H208V237L205 238ZM213 236L214 237H218V238L220 237L222 240L216 241ZM189 237L193 241H191L189 239ZM110 238H113V237H110ZM123 238H126V239L123 240ZM218 238H216V239L218 240ZM106 239H108V238H106ZM151 239L153 241L156 240L155 241L156 242L155 243L156 246L153 245L152 248H148L149 247L148 243L149 242H152ZM187 239H189V241ZM74 240H76V239H74ZM125 240H129V241H125ZM132 240H133V242H132ZM77 241H79V240L77 239ZM158 241L160 242V243H158L159 245L157 244ZM221 241L223 242V244H222ZM104 242H106V241H103V243ZM139 242H141V243L139 244ZM178 242H179V244H178ZM193 242H195V243H193ZM216 242H220L221 244L220 243H216ZM250 242H253V243H251L252 245L250 244ZM192 243L194 244L192 247L195 248V246H196L197 247L196 249L199 248L200 251L191 248L190 245H192ZM78 244H80V242H78ZM81 244H80V246L79 245L78 246L81 248L80 249L81 252L84 251V253L81 254V256L83 255V257L81 258V256H80V259L79 258H76L74 264H91L90 261L92 260L91 259V257H92V254H91L92 249H91V247L92 246L90 247L89 246L90 244H83V242ZM136 244H138V246ZM152 244H151V246H152ZM226 244H228L230 247L228 245L226 246ZM71 245H75V244H70L69 246H71ZM220 245L223 246V249H222V247ZM58 246H59V244H58ZM5 247L6 246H3L2 248L0 247V249H1L0 250L1 251L0 254L5 251L4 250V249H6ZM20 247L22 248L21 251H24L25 252V250H24L25 247L24 248H23V246H20ZM45 247H44V249H45ZM181 247H182V249H180ZM227 247L230 248V249H228ZM146 248H148V249H146ZM150 249L153 252H151ZM167 249H169V250H167ZM63 250L60 252V255H61L60 257L61 258L65 255V253L63 254ZM144 250H148V251H144ZM18 251L21 252L20 251V248H18L16 250V252L15 251H14V253L12 252V254L9 253L7 255V259H8L7 262H9V263L6 262L4 264H20L21 263V260L20 259L18 260V258H21L19 256H21L22 252L21 253H18ZM24 252H23V254H24ZM42 252L44 253L45 251H42ZM55 252H57V251H55ZM148 252H150V253H148ZM238 252L237 253H234V251H233L232 255H235V254L236 255L233 258L234 261L233 260H232V262H229L228 261L229 263L236 264V261L237 262H240V261H238L239 257H236V256H239L240 253H241V252H239V253ZM245 252H247V253H245ZM248 252H249V254H248ZM16 253H17V255H16ZM48 253L49 252H47V255H46L47 258L50 256V255H48ZM3 254H5V252ZM53 254H55V253H53ZM150 254H152V255H150ZM30 255H31V253H30ZM30 255L27 254V257L30 256ZM55 255H58V254H55ZM113 255H115V256H113ZM140 255H141V257H140ZM11 256H12V258H11ZM146 256H148V257L146 258ZM179 256H181V258L184 259V261L181 260L183 262H181L180 259H177ZM51 257L53 258V256H51ZM9 258H11L12 261ZM22 258H23V256H22ZM61 258H59V259H61ZM150 258H152L153 260L150 259ZM196 258L199 259V263H197V259ZM235 258H237V259H235ZM45 259L44 260L39 259V261L36 264H53L54 263V262L52 263V262H50L48 260L46 261ZM225 259L226 258H223L224 261H226ZM175 260H176V262H175ZM178 260L180 262H178ZM239 260H241V259H239ZM43 261H45V262L43 263ZM93 261H92V264H93ZM263 261H264V259H263ZM228 262H227V264H228ZM242 262L243 261L241 260V263H239V264H243ZM57 263L60 264L59 262H57ZM225 263H222V264H225ZM70 264H73V263H70ZM246 264H252V263H246ZM261 264H264V262L261 263Z\"/></svg>",
	"mask_w": 264,
	"mask_h": 264
},
{
	"label": "bare ground",
	"instance_id": "obj_2",
	"mask_svg": "<svg viewBox=\"0 0 264 264\" xmlns=\"http://www.w3.org/2000/svg\"><path fill=\"white\" fill-rule=\"evenodd\" d=\"M34 1V0H33ZM37 1H39V0H35L34 2H35V4H38V2ZM85 1H87V0H85ZM114 2L116 5H117V10H116V13H115V18H112V16L110 17V19L111 20H113L112 22H111V25L109 26V27H106L104 30H107V32L105 31V33L103 34V31H101L100 32V30H96V31H94V34H92V35H94V36H92V37H90V39H88V40H90L91 42H87L88 40H86L85 42H87V44L90 46L91 44H93L92 46H98L96 49H97V51L98 52H96L98 55V57L97 56H95V55H93L94 56V58L96 57V61L100 58V61L101 60H110V62H117V63H115V64H119V67L118 68H120V66H122L121 64H125V63H127L128 62V60H125V61H122V57L120 56V54L118 53V55L120 56H118L117 55V52H116V54H115V52H114V50H109L108 48H107V46H106V42L108 41V39H107V41H105V38H107L108 36H106V35H108V33L109 32H113V34L111 33V35H113V39L114 40H116V39H121L120 37H122V36H125V35H130V33H132V31L131 30H133L134 32L132 33V35H131V38H133V37H137L138 38V40L140 39V37L142 38V35H145V37L146 36H148L149 38H150V36H151V38H152V35L155 37H157V35H154V34H158V33H156V32H154V33H150V32H152V31H148L149 32V35H146V33L148 34V32H145V31H142V28L140 27L139 29H134V28H130V30H129V28H128V23H129V21L128 20H126L125 18H126V15L124 16L123 14H124V12H126V10L128 9V10H130V9H132L133 11H135V12H137V13H139V14H141V15H143L144 16V14H146V13H143L142 14V5H145L146 6V4H143L145 1H143L142 0V3L139 1V0H101V2H106V3H104V5H107L108 6V4H109V2ZM154 1V0H153ZM158 1H160V0H155V2H151V1H149L148 3H152V4H154V5H148L147 7H149L150 9L149 10H152V11H154L155 13L156 12H160V11H162V12H160V13H162V16H161V14H157L158 16H161V18H158V20H160V21H157V19L155 18L156 16L155 15H152L151 13L152 12H149L148 11V13L149 14H151V17H149V19H147V17H148V14L146 15V16H144L145 17V19L147 20V22H149V25H152L153 26V28L155 29H157V28H160V29H162L163 27L162 26H164V25H162L163 23H167L168 21V23H170V24H168V25H171L172 27H170L173 31L172 32H177L178 30H180L181 29V25H179V27L180 28H178V24L177 23H179V21L178 20H175V19H172L174 16H172V14L171 15H168V16H165V15H163V14H165V10H166V6L168 7L167 9L169 10L170 9V7H171V5H174V2L175 1H177V0H169V1H172L171 3L172 4H170V3H167V5L164 3V2H161V3H158ZM163 1V0H162ZM174 1V2H173ZM183 1V2H182ZM187 1V2H186ZM178 0L177 1V3H180L181 4V2H182V4L184 5V7H186V8H188V7H190V5H193L196 1L195 0H193V2H191V0ZM190 1V2H189ZM201 1V0H200ZM210 2H211V0H209ZM213 2H208L210 5V7H208L209 9H207V10H203L204 11V16H206V17H204L203 18V20H202V18H200V20H198L199 22H197L196 21V18H195V22H194V19H191V18H193V17H189V18H186V19H184L185 20V24H186V26H185V24L183 25V29L182 30H184L183 32H182V30H181V32H182V34H184V32L185 31H187V29L189 28V27H191L190 25H191V23L193 24V22H194V27H195V29H194V32H196V33H193L194 34V36L193 37H184V35H183V37H181V39H180V37H177L178 39H177V44H180V46H181V48H182V50L183 49H189L190 47H193V46H195V45H198V46H200L199 44H202V42L203 41H200L201 40V38H202V36L201 35H203V34H205V33H207V31L210 29L211 30V28H210V26L211 25H213V24H210L209 23V18H212V19H214V21L216 20H220L221 22L222 21H224L223 23H224V25L222 26H220L221 28H222V32L225 34V37H226V40L225 41H227L225 44H224V48L226 49L227 48V45L229 46L230 45V47H232L231 45H232V43H234V39H236L235 38V35H237V34H239L242 30H244V27H246L245 29H248L249 28V25H248V27H247V25L245 26H243V25H241V24H243V23H245V21L246 20H248V23L247 24H249V22H250V19H247L248 18V16H250L249 15V13H250V11H251V16L253 15V13H252V11L254 10H256L255 8L256 7H261V11L259 12V10L258 9H260V8H258L256 11H258V12H256V13H261L262 12V17L264 18V0H231L232 1V5H230V8H231V10H230V8L228 9L229 11H227V5L228 4H224L223 5V3L224 2H226V1H228V0H226V1H223V3H222V0H212ZM40 2H42L41 0L39 1V3ZM3 3V5L5 6L7 3H8V1H7V3L6 2H2ZM4 3H6V4H4ZM146 3V2H145ZM150 3V4H151ZM176 3V4H177ZM190 3H192V4H190ZM197 3V2H196ZM198 3H201V2H198ZM17 4V3H16ZM161 4V5H160ZM189 5V6H186V5ZM231 4V3H230ZM183 5H181V6H183ZM194 5H196V4H194ZM198 5H200V4H198ZM223 5V6H222ZM12 6H13V3L12 4H10V5H8V7H11L12 8ZM41 6H43V5H41ZM144 6V7H145ZM153 6H154V8H153ZM197 6V5H196ZM224 6H226L225 7V9H224ZM255 6V7H254ZM5 7H7V5L5 6ZM143 7V8H144ZM158 7V8H157ZM160 7V8H159ZM174 7V6H173ZM199 7V6H198ZM200 7H201V5H200ZM199 7V8H200ZM15 8V6H13V9ZM43 8V7H42ZM163 8H165V9H163ZM172 8V7H171ZM94 9V8H93ZM92 9V10H93ZM147 8H145V10H146ZM159 9V10H158ZM39 10V9H38ZM92 10H90L91 11V13H87V14H93L94 15V13H95V11H94V13H92ZM144 10V9H143ZM156 10V11H155ZM171 10V9H170ZM169 10V11H170ZM226 12H225V11ZM8 11H10V9L8 10ZM7 11V12H8ZM89 11V12H90ZM163 11H164V13H163ZM5 13L6 14V16H4V14H2L3 16H1V17H5V18H2V20H5L4 22H3V24L6 22V21H9V20H6V18H8V16L9 17H11L12 15L10 14V12H8V13ZM21 12V11H20ZM57 12V11H56ZM147 12V11H146ZM3 13V12H2ZM82 13H84V12H82ZM79 14V16H80V19H81V17L83 16V14ZM8 14V15H7ZM86 14V15H87ZM126 14V13H125ZM166 14H169V13H166ZM26 15H28V14H26ZM58 15V14H57ZM68 15V14H67ZM85 15V14H84ZM174 15V14H173ZM202 15H203V13H202ZM13 16H15V14L13 15ZM55 16V15H54ZM65 16V14H62L61 15V17H64ZM89 16V15H88ZM163 16H165V17H163ZM18 17V16H17ZM16 17V18H17ZM38 17V16H37ZM36 17V18H37ZM43 17H44V15H42L40 18L41 19H43ZM87 17V16H86ZM84 18V17H82V18H84V19H87V18ZM113 17H114V15H113ZM125 17V18H124ZM163 17V18H162ZM168 17V18H167ZM238 18L239 19V21L241 22V24H240V26H238L235 30H233V29H231L233 26V24L231 23V21L233 20H235V18ZM247 17V18H246ZM23 18V19H22ZM22 18H19L18 20H19V22L20 23H22L21 21H26L27 22V18L24 20V18L25 17H22ZM30 18L32 19V17L30 16L29 18H28V20H30ZM58 18V19H57ZM67 19H66V21H64V22H67V20H68V17H66ZM151 18H153V21H152V19ZM206 18V19H205ZM220 18H222V20L220 19ZM13 18H11V20H12ZM55 19L56 20H58V21H56V20H54V22L53 21H50V22H48L49 24H51V26L50 25H48L47 24V27L48 26H50L51 28H52V30H54L55 29V26L57 25V29L56 30H62V29H66L67 28V26H64V23L63 22H59V17L57 16H55ZM84 19H81V23L83 22V20ZM90 19V18H89ZM88 19V20H89ZM176 19H177V17H176ZM188 19H190V20H192V22H188V21H190V20H188ZM198 19V18H197ZM237 19V20H238ZM33 20H35L34 18L32 19V21ZM44 20V19H43ZM163 20H168L167 22H162ZM188 20V21H187ZM261 20V19H260ZM259 20V21H260ZM32 21H30V22H32ZM36 21V20H35ZM86 21V20H85ZM150 21H152L153 23H151ZM238 21V22H239ZM264 21V20H263ZM262 21V22H263ZM13 22V21H12ZM37 22V21H36ZM36 22H34V23H36ZM162 22V23H161ZM219 22V21H218ZM262 22H260V23H262ZM19 23V24H20ZM46 22H44V24H45ZM63 23V24H62ZM131 23V22H130ZM210 25H209V24ZM245 23V24H246ZM2 24V25H3ZM7 25H10V24H8V23H6ZM22 24H24V23H22ZM60 24H62V26H60ZM83 24H85V23H83ZM229 24H232V25H229ZM12 25V24H11ZM25 25H26V23H25ZM25 25L24 26H19V27H25ZM33 26H35L36 24H32ZM41 25H43L42 23H39V26L38 27H34V28H37V29H39V28H41ZM53 25H55V26H53ZM67 25V24H66ZM196 25V26H195ZM27 26V25H26ZM37 26V25H36ZM44 26V25H43ZM59 26V27H58ZM130 26H132V24H130ZM187 26H189L187 29H186V27ZM11 27V26H10ZM12 27H15V26H13L12 25ZM47 27H45V28H47ZM53 27H54V29H53ZM85 27L86 26H83V28H84V30H85ZM143 27V26H142ZM162 27V28H161ZM165 27V26H164ZM208 27H209V29H208ZM219 27V28H220ZM264 27V26H263ZM3 28H5L4 27V25H3ZM31 28V27H30ZM33 28V27H32ZM49 28V27H48ZM62 28V29H61ZM169 28V27H168ZM219 28H217L216 26H215V32L217 31H219ZM0 29H2V27L0 28ZM16 28H13V33H15V34H18L19 32H14V30H15ZM20 29V28H19ZM19 29H18V31H19ZM164 29V28H163ZM217 29V30H216ZM21 30V29H20ZM28 30V29H27ZM33 30V29H32ZM49 30V29H48ZM51 29H50V31H52ZM190 30V29H189ZM188 30V31H189ZM209 30V31H210ZM214 30V29H213ZM213 30H211V31H213ZM17 31V30H16ZM39 31V33L41 32V31H44V28L42 27V30H38ZM66 31V30H65ZM131 31V32H130ZM166 31V30H165ZM193 31V30H192ZM264 31V30H263ZM37 32V31H36ZM244 32V31H243ZM1 33H5V32H1ZM7 33V32H6ZM30 33V32H29ZM35 33V32H34ZM39 33H37V34H39ZM129 33V34H128ZM178 33H180V32H178ZM178 33H176V34H178ZM189 33V32H188ZM214 33V32H213ZM14 34V35H15ZM28 34V33H27ZM37 34H34V35H31V34H28L29 35V37H27V39H26V37L24 38L25 40H23V41H25V44L22 42L21 43V45H24L25 47H28L27 49H29V46L30 47H32V48H34L33 46H36L37 48H38V46L40 45V44H38V43H40L39 42V40H38V37H34V36H36ZM174 34V33H173ZM193 34H191V35H193ZM215 34V33H214ZM263 34V33H262ZM32 37H31V36ZM135 35V36H134ZM186 35V34H185ZM206 35V34H205ZM243 35V34H242ZM16 36V35H15ZM55 36H56V33H55ZM59 36V35H58ZM114 36H116V38H114ZM201 36V37H200ZM147 37V38H148ZM200 37V38H199ZM203 37H204V35H203ZM239 37V36H238ZM241 37V36H240ZM263 37V36H262ZM52 38V37H51ZM54 38V37H53ZM56 38V37H55ZM137 38H135V39H137ZM158 38V37H157ZM162 38H163V36H162ZM185 38V39H184ZM256 38V37H255ZM3 39V38H2ZM1 39V40H2ZM12 39H14V37L12 38H10V44H13L12 43V41L14 42V40H12ZM144 39V38H143ZM36 40H38V41H36ZM158 40V39H157ZM243 40V39H242ZM257 40V39H256ZM264 40V39H263ZM139 41H141V40H139ZM149 41V40H148ZM152 41V40H151ZM178 41H179V43H178ZM201 42V43H199V42ZM261 41H262V39H261ZM261 41H255V40H252V43H250L251 45H249V44H245L244 46L246 47L245 49H244V47L243 46H241V45H243V44H241L240 45V47H242L241 49H238V48H240L239 47V45H237V47L238 48H236V46H235V50H237V51H235L234 50V52L232 51V53H233V55H235L236 54V56H235V58L237 59V60H232L231 61V59H230V61L228 62L229 63V66H231L230 68L231 69H229V70H227L226 71V75L224 74V75H222V76H224V77H221V78H219L218 80H215V79H217L218 78V75H217V77L216 76H214V74H211V73H213L214 72V70H215V66L213 67L212 65H211V67L210 68H213L212 69V71H211V69H210V71L209 70H207V68L209 67H206V71H209L210 73L209 74H204V76H202V79H201V73H202V71H199V69H197V68H199V66L197 67V66H195V67H190L193 71L190 73L191 74V76H187L186 74H185V76H187V79H188V77H190L191 79H189V81L187 82V81H185V82H187V83H189L190 82V80H192V78H194L193 80H196L197 79V77H199L200 78V80H202V81H204V79H207V80H213L215 77V82H213L212 84H209L207 87H205L204 85H202L201 84V87L199 88V91L201 92L200 93V95L198 96V97H200L201 99H205V100H207V99H209V101L210 102H215V104H218V103H220L221 101H222V99L224 98V97H226V96H228L229 94H231L232 92H236V93H238V95L239 96H243L244 98H248L247 100L248 101H237V103L239 104V105H250L249 106V112H245V113H247V114H245V115H243L242 116V118L241 119H239L238 118V123H239V125H238V127L240 126V128H242L241 130H237V128H236V130H237V133L234 135V136H231L232 134H230V136H229V134H225V136H226V139L228 138V137H230L229 138V142H227V140L225 139V137H224V135L222 136H220V134H218L219 135V137H217V134L215 135V136H213V137H215V138H219V140L217 139V141L215 140V141H213V142H215L214 143V146H215V144H216V142H219L217 145H222L223 144V142L220 144V141H225L224 142V144L222 145V146H224L225 144H227L228 145V147L227 148H229V149H231V147H233L234 145H236V148H239V147H241L240 149H242V150H238V151H242V152H238L237 154H239L237 157H239L238 158V160L235 162V163H233L234 164V167H236L235 169H237V170H243V171H247L249 168L248 167H246V170H244L245 169V167H244V165H246V157H247V159L248 158H250V156L249 155H247L248 153H249V151H250V149L251 148H249V151H246V152H248L247 154L245 153V149L247 150V148H248V146H251V144L249 145V143H250V140L251 139H255L254 141L253 140H251V141H253V143H254V147H253V149L252 150H254V151H256V150H258L260 153L259 154H261V157L259 158V159H262L263 160V156H264V42H261ZM51 42V41H50ZM142 42H143V40H142ZM159 42V41H158ZM167 42V41H166ZM237 42H239V41H237ZM1 43H2V41H1ZM0 43V44H1ZM84 43V42H83ZM117 43H121V42H117ZM116 43V44H117ZM139 43V42H138ZM199 43V44H198ZM208 43V42H207ZM210 44H211V42H209ZM224 43V42H223ZM228 43V44H227ZM87 44L86 45H84L85 46V48L87 49V48H89V46H87ZM114 44V43H113ZM140 44H143V43H140ZM175 44H176V42H175ZM203 44H204V46L205 45H207V44H205L204 42H203ZM249 45V46H248ZM79 46V45H78ZM197 46V47H198ZM203 46V45H202ZM212 46H215V44L214 43H212ZM226 46V47H225ZM25 47H22V49H23V51H24V49H25ZM82 47V46H81ZM110 49H111V47L110 46H108ZM197 47H195V48H197ZM207 47V46H206ZM218 47L219 48H221V44H218ZM222 47H223V45H222ZM230 47H229V49H230ZM248 47V48H247ZM1 48H3V47H1ZM4 48H5V46H4ZM234 48V47H233ZM232 48V49H233ZM21 49V48H20ZM19 49V50H20ZM26 49V50H27ZM36 49V48H35ZM34 49V50H35ZM39 49V48H38ZM37 49V50H38ZM107 49V50H106ZM113 49H115L114 47H113ZM193 49V48H192ZM214 49V48H213ZM223 49V48H222ZM224 49V50H225ZM247 49V50H246ZM249 49V50H248ZM3 50H5V49H3ZM11 50V49H10ZM190 50V49H189ZM223 50V51H224ZM227 50H228V48H227ZM6 51H7V48H6ZM4 51L5 53H1V55H3L4 57H3V66L5 65V70L2 72V73H0L1 75H0V80L1 81H3L2 79L4 78V79H15L14 77L16 76V75H18L19 73L22 75V74H24V73H21L23 70H19V68L20 67H22L21 65L22 64H20L19 62L21 61H19L17 58H19V57H14L13 55H9V54H7V53H9V51ZM116 51V50H115ZM221 52H222V50H221ZM229 52V51H228ZM236 52V53H235ZM182 53V52H181ZM224 53V52H223ZM222 53V54H223ZM226 53H227V51H226ZM114 54L116 55V56H114ZM0 55V56H1ZM204 55V54H203ZM212 55V54H211ZM224 55V54H223ZM233 55H231V56H233ZM17 56H19V54L17 55ZM40 56V55H39ZM180 56V55H179ZM181 56H182V54H181ZM185 56V55H184ZM226 56H229V55H226ZM54 57V56H53ZM126 57V56H125ZM183 57V56H182ZM181 57V58H182ZM207 57V56H206ZM234 57V56H233ZM233 57H230V58H233ZM16 58V59H15ZM40 58L44 61V60H47L48 61V63L50 62V63H52V65L51 64H48V65H51L52 66V68H55L57 65H55V64H57V63H55V62H52V58H49V57H47L46 59L44 58V57H37V59L35 58V64L34 65H37L40 61H42V60H40ZM49 58V59H48ZM114 58H115V60H114ZM121 58V62L119 61V59ZM180 58V57H179ZM186 57H183V59H185ZM212 58V57H211ZM217 59H218V57H216ZM221 58V57H220ZM241 58H242V60H241ZM22 59V58H21ZM40 61H39V60ZM124 59H127V58H124ZM123 59V60H124ZM204 59H207V61H208V58H204ZM216 59V60H217ZM226 59L227 60H229L227 57H226ZM234 59V58H233ZM241 60V62H239V60ZM106 60V61H107ZM111 60H113V61H111ZM211 60V59H210ZM209 60V61H210ZM38 61V62H37ZM47 61H45V62H47ZM96 61H92V66H95L94 65V62H96ZM206 61V62H207ZM219 61V59L217 60V62ZM226 62L225 60H222L221 62ZM238 61V63H235V62H237ZM90 62H91V60H90ZM102 62V61H101ZM124 62V63H123ZM211 62V61H210ZM37 63V64H36ZM41 63L42 62H40V67H39V69H41L42 68V65H41ZM105 63V62H104ZM213 63V62H212ZM235 63V64H234ZM54 64V65H53ZM90 64V63H89ZM88 64V65H89ZM99 64H100V62H99V60L97 61V65L96 66H99ZM101 64H103V63H101ZM193 64H196V63H193ZM236 64H238V65H236ZM20 65V66H19ZM38 65V66H39ZM47 65V64H46ZM60 65V64H59ZM109 65V64H108ZM214 65V64H213ZM222 65V64H221ZM37 66V67H38ZM96 66H95V68H96ZM103 66V65H102ZM102 66H99V67H97V68H102ZM114 66V65H113ZM193 66V65H192ZM217 66H220V65H217ZM216 66V70H218V71H220V68L219 67H217ZM24 67V66H23ZM200 67H201V65H200ZM35 68V67H34ZM48 68H50V67H48ZM51 68V69H52ZM61 68H63V67H61ZM61 68H59V69H61ZM86 68H88V67H86ZM85 68V69H86ZM94 68V69H95ZM104 68V67H103ZM117 68V69H118ZM219 68V69H218ZM222 68V67H221ZM228 68V67H227ZM226 68V69H227ZM4 69V68H3ZM38 69V71L39 72H37L35 75L34 74H32V72H30L29 71V74H32V78H33V80L36 82L37 80H35L36 78H41V77H43V75H45L46 73L48 74V76H50L51 74H49L48 72H50V71H53V70H50V71H46V73L45 74H43L44 72H41V70H39ZM58 69V68H57ZM84 69V70H85ZM89 69V71H91V72H93V68L92 67H89L88 68ZM107 69V68H106ZM189 69V68H188ZM201 69H202V67H201ZM1 70V69H0ZM19 70V71H18ZM64 70V69H63ZM83 70V71H84ZM87 70V69H86ZM107 70H109V69H107ZM112 70H114L113 72H115V71H119L120 69H118V70H116V67H114V69L112 68ZM37 71V70H36ZM83 71L81 72V74H83ZM188 71V70H187ZM199 71V72H198ZM229 71V72H228ZM24 72V71H23ZM40 72L42 73V76L41 77H37L39 74H40ZM85 72H88V70L87 71H85ZM103 72H105L106 73V71L104 70ZM184 72V71H183ZM39 73V74H38ZM53 73V72H52ZM68 73V72H67ZM71 73V72H70ZM69 73V75H71L72 76V73L70 74ZM88 73H90V72H88ZM111 72H109L108 71V74H110ZM27 74V73H26ZM91 74V73H90ZM89 74V75H90ZM182 74V73H181ZM180 74V76H178L179 78L177 79V77H175L177 80L176 81H178V82H183V80H185L183 77L181 78V75ZM20 75V76H21ZM25 75V74H24ZM79 75V74H78ZM216 75V74H215ZM220 75V74H219ZM2 76V77H1ZM47 76V77H48ZM71 76L69 77L68 76V78L67 79H72L71 78ZM75 76V75H74ZM81 76H83V75H81ZM85 76V75H84ZM87 76V75H86ZM183 76H184V74H183ZM22 77H24V76H22ZM47 77H45V78H47ZM52 77H53V74H52ZM62 77V76H61ZM159 77V76H158ZM166 77H168V76H166L165 75V78ZM203 77H205L204 79H203ZM220 77V76H219ZM27 78V77H26ZM29 78H31V76H29L28 77V79ZM31 78V79H32ZM84 78V77H83ZM156 78V77H155ZM163 78V77H162ZM28 79H27V81H28ZM48 79H51V76L48 78ZM47 79V80H48ZM64 79H66V78H64ZM73 79H76V77H74ZM130 79V78H129ZM164 79V78H163ZM168 79H170V77H168ZM183 79V80H182ZM186 79V80H187ZM32 80V81H33ZM69 80H67V82L69 81ZM77 80V79H76ZM88 80V79H87ZM155 80V79H154ZM165 80H167V79H165ZM182 80V81H181ZM5 82H7L6 80H4ZM15 81V80H14ZM21 81V80H20ZM29 81H30V79H29ZM33 81V82H34ZM38 81H40V79H38ZM51 82H49V83H47L46 81H45V83L43 84V87L41 86V88H39V89H35L36 91H35V93H36V95H38L40 98H37L36 99V97H31V95L33 94H35V93H33V92H31L32 91V89H30V87H37V85L34 83V85L35 86H31L30 85V87H28V83L26 84V81H23V83H22V85L20 84V83H18L19 84V87H15V88H18L17 90H15L13 87H11V88H13V89H10V87H8L9 89H10V91H8L7 92V94H6V98L7 99H5L4 98V96L5 95H1L0 96V169H8V170H5V171H9V172H6V173H10V174H12V175H14V177H18L17 178V180H19L20 178H21V181H22V183H21V181H19V184H17L16 183V181L15 182H10L9 180H8V182H6V181H2L3 183L1 184L0 183V247L2 248L3 246H6L5 248L6 249H4L5 251V254H3V253H1L0 254V264H4V263H6L7 262V255L10 253V254H12V252L14 253V251L16 252V250L18 249V248H20V251L22 250V248L20 247V246H23V248H24V250H25V252L24 251H21L22 252V254H23V252H24V254L22 255L21 254V256H19V257H21V258H18V260L20 259L21 260V263L20 264H36L38 261H39V259H42V260H44L45 258V260L47 261H50V262H54L53 264H58L57 262H59L60 264L62 263V264H70V263H73L74 264V262H75V259L76 258H79L80 259V256H81V254L82 253H84V251L83 252H81L80 251V244L83 242V244H90L89 246L91 247V249H92V252H91V254H92V257H91V261H90V263L92 264V261H93V264H105V263H111V261H113V260H109L108 258H107V255H108V257H109V254H107V253H105V254H103L102 253V255L103 256H101L100 255V245H101V243L102 244H106V245H108V249H110L109 248V246L111 247V245L113 246V244L115 243H113L112 244V240L114 241V239L115 238H117V237H115V235H114V233H113V236L112 235H109V234H111V233H108V231H107V228H104V227H102L101 229H99L98 228V230L99 231H97L96 230V234H93V233H91V232H89L88 230H90V228H92V230H93V227L95 226V225H97L96 224V222H100V221H98V220H100V218L98 219V217L97 216H92V218H87L86 220L87 221H85L84 222V224H80V223H78V224H76L75 226H72V228H70L71 227V225L73 224H71V225H69L70 227V229H73V228H75L76 226H80V227H78V228H75L76 229V231L78 232H74L73 230H69V231H67L66 232V229L64 230L62 227V229L60 228V227H58L57 228V230H62V232H63V234L65 235V236H63V239L60 241V242H58L57 241V243H56V245L55 246H53V247H49V246H47V247H45V245L47 244H45L44 242H46L45 240H46V237L48 236H46V234L49 232H44L43 234L41 233V231L43 230H41L39 227H37V226H35V225H38L39 223H40V221L38 222V218L40 217V219H41V215L43 214V212L44 213H49V214H52V216H54V218H56V217H60V216H62V214H60V213H62V212H64L65 214L64 215H67L66 216V218L67 217H73V216H75L77 213H79V215H81V213L82 212H84L85 213V209L86 208H88L89 209V207H91V206H97L98 208H99V206L98 205H100L101 203H103V202H101L100 204H99V202H98V200L106 193L107 194V197H106V200H105V203H106V205H108L109 206V204H114L115 203V205H116V201H117V198L115 197V194H116V196L118 195V191L119 190H123L124 189V187H125V185H128L129 183V181L127 180V179H130V181H131V179H133V177L134 178H137V180L135 179L134 181H135V183L137 182V183H139L138 185H137V187H139L137 190H139V192H141V194L142 193H146L147 194V196H146V198H145V202L144 201H142V202H144V204L142 203V205L143 206H140L139 208L137 207V209L135 210V212H130L131 214H133V216H131V217H129V221L133 224H136L135 225V227H134V229H143L142 231H147V229H149V228H147V227H150V226H152V225H149V224H151L150 223V215H153L154 213H155V217H156V214H159L160 213V211H159V207L161 206L160 204L161 203H158V202H160L161 200H160V198L162 197V192L160 191V186H161V188H162V186L163 185H160L159 186V184L160 183H158L157 185L158 186H155V184H152V183H156V182H153V180H150V181H152L151 183H149V182H145L144 180H142L143 178H145V177H143V176H141V175H143V171H139L138 173H136V171H134V169H131V167H132V162H134L135 160H137V159H139V158H142L143 156H145V154H146V152H148V148H149V146L150 145H152V144H155L157 141H158V139L163 135V134H167V135H169V136H174V135H177L178 134V132H180V130L184 127V126H182L181 127V125H187V120L190 118V116L193 114V113H195V112H197L198 110H199V108H200V106L202 105V103L204 102L203 100H201V101H198L197 99H196V97H193L192 96V94L190 93V92H183V93H180V94H182L181 96H179V100H178V98L176 99L177 101L175 102V103H173V107L171 108V109H166V111H164L165 112V114H163L162 116L161 115H159L158 116V114H159V111H160V108L162 107V104L164 103V99L162 98V92L163 91H159V93H155L156 91H154L151 87V85H149L148 86V89L146 88L145 90H142V89H140V90H142V91H140V93L143 95V96H146L147 97V99H148V101H147V103H145V105L144 106H142V108H135L133 105H131V106H133V107H129L128 106V108H125L126 109V114L128 113V115L127 116H132L133 117V115H135V117H136V113H137V115H139L138 117V120H139V124H143L144 125V123H147V122H149L148 124H146L147 126H145L146 128L144 129V131H145V133H144V135L141 137V138H136V137H132V138H129V140H130V143L132 144V151H130V153H128V155H127V158H128V162L126 161V155H125V160H121L120 158H119V156L118 155H116V154H110L109 155V152H108V154L106 155L105 154V152H107V151H105L104 152V149L103 150H101V151H99L98 150V148L96 149V147H98L97 145H96V143H103V144H105L104 143V141L103 140H101L100 138H98L97 140L99 141V142H97V140L96 139H93L92 141H95V144H93L92 145V147L94 148V150L96 151V153H95V157L93 158L91 155H89L90 157L88 158V155H85V154H83L84 152H80V153H82L81 155L80 154H77V156L79 157V162H77V163H75V164H78L77 165V169H78V171H79V173L81 174V178H82V180H85V179H88L89 178V176H90V174H94V173H97V175L100 173V175H101V173H103L102 175L103 176H101L102 178H97V179H102L101 181L100 180H98L99 182L98 183H96L95 185H94V183L93 182H91V185H92V188H91V190L89 191V193H88V195H87V197H86V200L84 199V201H82V202H80V203H74L73 204V199H75V195H77L78 194V192L77 193H75L76 192V190H75V187H76V185L74 186V184L75 183H73V185H72V182H70L69 180H65V182H66V184H69L68 185V188L66 187V189L68 190L67 191V193L65 192L66 191V189H65V191H64V189H63V191H61V190H59L60 192H63L64 194H63V197H64V195H65V193L67 194V195H65V197L67 196L68 198L70 197V201L69 200H67L66 202H61L60 201V199H61V197H62V193H60V192H58V190H56V189H54L53 191L55 192L54 194L51 192V190L49 189V188H52L53 189V187H49L48 185L49 184H47L46 185V183H44L43 182V180L41 179L42 178V176H34L33 177V173H32V178L33 179H35V180H30V181H34L33 183L32 182H30V183H32V185H34L33 187H34V191L31 189L29 192H32V193H27V197L28 198H30V199H28L27 200V198H26V203L23 205V206H19V204L16 202V199H18V197H20L21 195H23L24 197H26L25 196V189H24V186H26L25 184H27V183H29V177H30V174H27L28 172H26V174H23V175H21V173H23V172H21V171H15L13 168H11L9 165L12 163V161L14 162V161H16V162H22V163H26V164H31V165H34V166H36L37 165V168L39 169V168H42V167H44L43 169H46V168H48V169H50V170H48V169H46L47 170V172L48 171H51L52 172V170L53 171H55V169H56V167H57V165L54 167L53 165L54 164H52V165H47L46 166V168H45V166H40L39 164H37L38 163V160H44L45 159V161H47V156L46 155H48V154H50L49 156H52V157H54L55 155H56V157L58 156L57 154L59 153L58 151H61L60 150V148L59 147H57V146H53V147H51V148H49L47 151L48 152H46L45 150H42L41 149V147H40V143H38L40 140H43V143H44V141H45V139L46 138H43V139H40L41 138V136L39 137V135H40V132H38L39 131V129L38 128H42L41 126H50V124H53V123H51L52 121L50 120L49 121V119H52V118H49V117H51V115H53L52 113L55 111H49L48 113L49 114H51V115H47V114H43V113H40V112H38V111H40L39 110V108L37 107V109L35 108V105L34 104H36V102H38V99L40 100L39 102L41 103V101H43V103H41L42 105L43 104H47V102L46 103H44V101H47V99H49V97L51 98V96H53V97H55L56 99H57V102L58 103H60V106H61V104H63V106L65 105V99H67V98H65V94H70L73 90H74V92H76L77 93V90L78 89H75L74 87H73V85H74V80H70L69 81V83H67V84H69V85H67L68 87L71 85V84H73V85H71V87L69 88V89H71V91L69 90V93L68 92H65V90L66 91H68L67 89H65L64 90V88L63 87H60L59 89H54L53 87V85H56V86H58L57 84H55L54 82L55 81H53V79L52 80H50ZM63 81V80H62ZM61 81V82H62ZM156 81V80H155ZM157 81H158V79H157ZM175 81V82H176ZM10 82V81H9ZM19 82V81H18ZM33 82H31L32 84H33ZM41 82V81H40ZM44 82V81H43ZM64 83H65V81H63ZM73 82V83H72ZM159 82V81H158ZM175 82H173L174 83V85H176L175 84ZM192 82V81H191ZM190 82V83H191ZM208 82V81H207ZM1 83V82H0ZM25 83V84H24ZM52 83V84H51ZM54 83V84H53ZM58 83V82H57ZM59 83H60V81H59ZM63 83V84H64ZM78 83V82H77ZM136 84V85H138V83H137V81H134L133 82V84ZM151 83H153V85H155L154 83L155 82H153V81H151ZM177 83V82H176ZM180 83H177L178 85L180 84ZM184 83V82H183ZM26 85V87L27 88H29V89H26L25 88V86L24 85ZM42 84V83H41ZM46 84V85H45ZM134 84V85H135ZM184 84H186V83H184ZM51 85V86H50ZM60 85H61V83H60ZM77 85H79L80 86V81H79V84H77ZM135 85V86H136ZM173 85V87H175ZM178 85H176L177 87H179ZM181 85V84H180ZM24 86V87H23ZM38 86L40 87V85L38 84ZM76 86V85H75ZM167 86H169V85H167ZM1 87V86H0ZM140 87V86H139ZM212 87H214L213 89H212ZM72 88H74L73 90H72ZM157 88V87H156ZM185 88V87H184ZM1 89V88H0ZM23 89H24V91H26V93H28V91L29 90H31L30 91V93H32V94H30V98L29 97H27L28 99H31V100H28L27 102H25V104L22 106L21 104H22V100H26L27 98L26 97H24L23 98V94H24V91H23ZM135 89H137L136 87H135ZM162 89V88H161ZM212 89V90H211ZM11 90H13V91H11ZM138 90V89H137ZM148 90H150V91H148ZM157 90V89H156ZM7 91V90H6ZM139 91V90H138ZM138 91H137V93H138ZM148 91V92H147ZM65 92V93H64ZM158 92V91H157ZM249 92H250V94H249ZM2 93V92H1ZM0 93V94H1ZM73 93V92H72ZM71 93V94H72ZM76 93H74V95H76ZM188 93H190L189 95H191V96H189V95H185L184 96V94H188ZM2 94H5L4 92L2 93ZM29 94V93H28ZM56 94V95H55ZM70 94V98H71V96H73V95H71ZM139 94V93H138ZM137 94V95H138ZM145 94V95H144ZM3 96V97H2ZM29 96V95H28ZM35 96V95H34ZM58 98H57V97ZM142 96V98H145V97H143ZM182 96H184V98L182 97ZM53 97H52V99H53ZM139 97H141V95L139 96ZM182 99H181V98ZM26 98V99H25ZM8 99H11V101H9ZM51 99V100H52ZM55 99V100H56ZM6 100H8L6 103H5V101ZM14 100V101H13ZM68 100V99H67ZM113 100V99H112ZM1 101H3V102H1ZM13 101V102H12ZM16 101V102H15ZM71 100H69V102H70ZM10 102H12V103H14L15 105H17V104H20V107H19V105L17 106V107H15V110H12L11 111V107L8 109V108H6V107H3L4 105H6V106H8L7 105V103H10ZM61 102H63V103H61ZM85 102H86V100H85ZM84 102V103H85ZM109 102H111V100L109 101ZM3 103V104H2ZM5 103V104H4ZM83 103V104H84ZM116 103V102H115ZM130 103V102H129ZM88 104V103H87ZM87 104H85V105H87ZM142 104H144V103H142ZM48 105H49V103H48ZM46 106L48 109H49V106ZM68 105H69V103L67 104V105H65V106H67L68 107ZM172 105V104H171ZM261 106V109L259 110V108H260V106ZM10 106V105H9ZM84 106V105H83ZM259 106V107H258ZM23 107V108H22ZM62 107V106H61ZM66 107V108H67ZM70 107V106H69ZM87 107V106H86ZM99 107V106H98ZM98 107H97V109H98ZM3 109V111H4V113L3 112H1V110ZM17 108H19V109H17ZM72 108V107H71ZM70 108V109H71ZM84 108V107H83ZM100 108V107H99ZM256 108V109H255ZM14 109V108H13ZM63 109H65L64 107H63ZM70 109L68 110V111H70ZM73 109V108H72ZM124 109V110H125ZM5 110H8L7 111V113L5 112ZM21 110H23V112H24V115L22 116V117H18V116H20L19 115V112L21 111ZM66 110V109H65ZM99 111H100V109H98ZM259 110V111H258ZM9 111H11V112H9ZM14 111H16V113L18 114V116H17V114L14 112ZM74 111V110H73ZM72 110H71V112H73ZM98 111V112H99ZM135 111H137V112H135ZM22 112V111H21ZM74 112H76L77 113V111H74ZM125 112V111H124ZM161 112V111H160ZM47 113V112H46ZM56 113V112H55ZM54 113V114H55ZM76 113H72L73 114V116L76 114ZM133 113V114H132ZM135 113V114H134ZM139 113V114H138ZM5 114V115H4ZM8 114V115H7ZM22 114V113H21ZM57 114H58V112H57ZM72 114H70V116H72ZM102 114H104V113H102ZM47 115V116H46ZM69 116V117H70ZM56 117H58V115L56 116V115H54V121H55V119H57ZM141 117H143V121H142V119H141ZM145 117V118H144ZM49 118V119H48ZM61 118H62V116H61ZM105 118H106V114H105ZM109 118V117H108ZM130 118V117H129ZM134 118V117H133ZM146 118H147V120L149 119V121H147L146 120ZM220 119H218L217 117H213V118H211L212 120V122H214V121H216L217 119V121L215 122V123H220V122H222L224 119H225V117L224 116H220L219 117ZM60 119V118H59ZM132 119V118H131ZM130 119V120H131ZM108 120H110V119H108ZM136 120V119H135ZM141 120V121H140ZM107 121V120H106ZM105 121V122H106ZM111 121V120H110ZM144 121H147V122H144ZM137 122V121H136ZM108 123V122H107ZM106 123V124H107ZM17 126V127H19L20 129H24V134L21 136V138H19L18 136H16V134L17 133H15V131H14V126ZM35 125H37V126H35ZM15 126V127H16ZM237 126V125H236ZM235 126V127H236ZM15 128V130H17V129H19V128ZM23 127V128H22ZM32 127L33 128H35V129H38V130H34V129H32ZM221 127V126H220ZM218 128V129H220L221 130V128ZM234 127V128H235ZM246 127H248V129L249 130H247V131H245L246 130ZM252 127V128H251ZM119 129H120V126L118 127ZM33 131H32V130ZM45 129V128H44ZM43 129V130H44ZM239 129V128H238ZM118 130V129H117ZM121 130V129H120ZM219 130V131H220ZM219 131H217V132H219ZM223 131H225V130H223ZM16 132H18V131H16ZM38 132V133H37ZM118 132H119V130H118ZM117 132H115V134H116ZM120 133H121V131H120ZM233 133H234V131H233ZM118 134V133H117ZM213 135V134H212ZM228 135V136H227ZM45 137V135H42V137ZM84 136H87V137H89V135H84ZM83 136H81V137H79V138H82ZM86 137V138H87ZM118 137V136H117ZM116 137V138H117ZM210 137V136H209ZM212 137V136H211ZM65 138V137H64ZM214 138V139H215ZM220 138H222V140L220 139ZM17 139V140H16ZM22 139V140H21ZM40 139V140H39ZM66 139V138H65ZM70 139V138H69ZM72 139V138H71ZM23 140L24 141H30V143H32V144H30L29 146L28 145H26L27 146V148H23V151L22 152H20V153H12L11 151H7V149H9L10 148V146H12L13 145V143H15V141H16V145H21L22 143H23ZM80 140H82V139H80ZM117 140V139H116ZM192 140V139H191ZM17 141L19 142V143H17ZM34 141H36L37 143H34ZM102 141V142H101ZM201 141H203V140H201ZM78 142V143H77ZM82 142V141H81ZM227 142V143H226ZM232 142V143H231ZM4 143H5V145L7 146V145H9V146H7L8 148L6 149V150H4L5 148L4 147H2V145L3 146H5L4 145ZM77 143V145H80V141L78 140V141H76V139L75 138H73V141H71L70 140V142H69V144H76ZM92 143H94V142H92ZM101 144H98V145H101ZM102 144V145H103ZM230 144V145H229ZM232 144V145H231ZM19 145V146H20ZM23 145H24V143H23ZM23 145L21 146V147H23ZM74 145H70L71 147H74ZM77 145H75V147L77 148ZM95 145H96V147H95ZM190 145H192V142H190ZM190 145H189V147H190ZM5 146V147H6ZM25 146V147H26ZM60 146V145H59ZM195 146V145H194ZM211 146H212V144H211ZM237 146H239V147H237ZM61 147V146H60ZM71 147L69 148V150L70 151H68L67 153H68V156H70V155H72L73 156V154H74V152L72 151V149H71ZM188 147V148H189ZM218 146H216V148H217ZM252 147V146H251ZM3 148V149H2ZM58 148V149H57ZM76 148H75V150H76ZM92 148V149H93ZM100 148V147H99ZM104 148V147H103ZM212 148V147H211ZM220 148V147H219ZM210 149V148H209ZM215 149V147L213 148V149H211L210 150V155H207L208 153H206V155H204L205 156V159L204 160H206L207 161V164H206V167H207V165H209V166H211L210 164L211 163H214L215 161H218V158L220 157V155H223V154H218V153H216V151H217V149H216V151L214 150ZM20 150V149H19ZM219 150V149H218ZM232 150V149H231ZM251 150V151H252ZM94 151V152H95ZM100 153H99V152ZM206 151H208V150H206ZM212 151H213V153H212ZM223 151V150H222ZM222 151H221V153H222ZM250 151V152H251ZM253 151V152H254ZM11 152V153H10ZM16 152V151H15ZM19 152V151H18ZM93 152V153H94ZM202 152V151H201ZM209 152V151H208ZM218 152H220V151H218ZM262 152V153H261ZM212 153V154H211ZM257 153V152H256ZM18 154V155H17ZM62 153H60V155H61ZM182 154H183V151H182ZM202 154V153H201ZM263 154V155H262ZM253 155V154H252ZM76 156V155H75ZM77 156H76V159H77ZM183 158H184V154L183 155H181ZM204 156H202V158L204 157ZM206 156H207V158H206ZM45 157V158H44ZM55 157V158H56ZM85 157H87V158H85ZM182 157H181V159H182ZM110 158V159H109ZM180 158V157H179ZM186 158V157H185ZM184 158V159H185ZM223 157H220L219 159H220V161H221V159H222ZM256 158H257V156H256ZM54 159V158H53ZM60 159V158H59ZM178 159V158H177ZM184 159H182V160H180V159H178V160H176L177 162H182V161H184ZM199 159V158H198ZM18 160V161H17ZM36 160V161H35ZM49 160V159H48ZM173 161H174V159H172ZM203 159H199L198 160V162L200 163L201 161H202ZM203 160V161H204ZM262 160H259V161H262ZM44 161V162H45ZM55 161V160H54ZM53 160L51 161V162H54ZM77 161H78V159H77ZM110 161H112V164H111V167H113V168H109L108 166H107V164L110 162ZM37 162V163H36ZM50 162V161H49ZM49 162H47V163H49ZM51 162H50V164H51ZM103 162H106V163H103ZM189 162V161H188ZM188 162H186V163H188ZM43 163V162H42ZM56 163H57V161H56ZM82 163V164H81ZM103 163V164H102ZM176 162H173L172 164H174V167H177L178 165H179V167H180V163H176ZM201 163H204V162H201ZM225 163V162H224ZM263 163V162H262ZM46 164V163H45ZM44 164V165H45ZM115 164V165H114ZM190 163H188V165H189ZM233 164H231V166H233ZM260 165L261 163H257V165ZM38 165L40 166V167H38ZM102 165H106V166H102ZM114 165V166H113ZM185 165H187V164H185ZM187 165V166H188ZM191 165H192V163H191ZM205 165V164H204ZM213 165V164H212ZM216 165V164H215ZM258 165V166H259ZM263 164H261V168H260V166H259V168H260V173L263 171L262 170V168L264 167V165L262 166ZM81 166V167H80ZM110 166V165H109ZM173 166V165H172ZM171 166V167H172ZM182 166V165H181ZM217 166V165H216ZM248 166V165H247ZM99 167V168H98ZM105 167H107V169H103V168H105ZM174 167H172V169L174 168ZM185 167V166H184ZM184 167H183V169H184ZM204 168V169H206L207 170V172H209L208 171V169L207 168ZM233 167V168H234ZM251 167V166H250ZM252 167H256V170L255 169H252V170H255L257 173H259L258 171H257V166H252ZM32 168V167H31ZM55 168V169H54ZM59 168V167H58ZM79 168H81V170H79ZM102 168V169H101ZM166 168H169V166L168 167H166ZM212 168V167H211ZM215 168V167H214ZM241 168V169H240ZM248 168V169H247ZM258 168V169H259ZM13 169V170H12ZM34 169V168H33ZM37 169V170H38ZM43 169H39V170H41V172L42 173H44L45 174V171L46 170H43ZM97 169H99V170H97ZM109 169L111 170V171H109ZM176 169V168H175ZM210 169V168H209ZM229 169V168H228ZM232 169V168H231ZM235 169L234 170H232V171H234V173H235ZM264 169V168H263ZM43 170V171H42ZM56 170H58V169H56ZM103 170V171H102ZM168 170V169H167ZM170 170V169H169ZM168 170V171H169ZM177 170V169H176ZM180 170V169H179ZM205 170V171H206ZM251 170V169H250ZM249 170V171H250ZM82 171H84L83 173H82ZM98 171V172H97ZM102 171V172H101ZM108 171V172H107ZM173 171V170H172ZM192 170H191V168H190V166L189 167H186L185 168V170H183V172H181V174L183 173H185L184 175H186V177L185 178H187V179H184L185 181H180V182H178L177 183V185L175 184V183H171V184H167V185H170V187H171V185H173V186H175L174 188H175V190H177L176 192H178V193H176V195L178 194V196H179V193H181V195L178 197V199L179 198H181V201L184 199H189L188 197L190 196H187V193H188V191H187V189L186 188H184V186L186 187V184L184 185V184H182V183H184V182H188L189 181V179H190V175H191V173H192V175H193V171L191 172ZM197 171H199V170H197ZM196 171V172H197ZM46 172V173H47ZM93 172V173H92ZM177 172V171H176ZM200 172V171H199ZM204 171H202V173H203ZM230 172V171H229ZM42 173H40V171H39V174H42ZM146 172H144V174H145ZM244 173V172H243ZM263 173H264V171H263ZM3 174H4V171H3ZM83 174V175H82ZM147 174V173H146ZM182 174V176H184ZM262 174V173H261ZM260 174V175H261ZM16 175V176H15ZM88 175V176H87ZM137 175V176H136ZM198 175V174H197ZM248 175V174H247ZM85 176V177H84ZM99 176V175H98ZM143 177V178H139V180H138V177ZM231 176H233V175H231ZM41 177V178H40ZM147 177V176H146ZM180 177V176H179ZM36 178H38V179H36ZM184 178V177H183ZM250 178V177H249ZM258 178V177H257ZM1 179V178H0ZM67 179V178H66ZM96 179V180H97ZM148 179H152V178H148ZM147 179V180H148ZM172 179V178H171ZM13 180V179H12ZM11 180V181H12ZM95 180V181H96ZM193 180V179H192ZM262 180H264V179H262ZM262 180H261V182H262ZM36 181V182H35ZM81 181V180H80ZM126 181H128V182H126ZM139 181V182H138ZM169 181V180H168ZM1 182V181H0ZM6 182V183H5ZM43 182V183H42ZM50 182V181H49ZM70 182V183H69ZM82 182V181H81ZM175 182V181H174ZM182 182V183H181ZM264 182V181H263ZM29 183V184H30ZM127 183V184H126ZM240 183V182H239ZM22 185V186H19V185ZM29 184H27V185H29ZM74 186L73 188L74 189H70V187L69 186ZM76 184H78V183H76ZM184 185V186H182V185ZM218 184H221V183H218ZM249 184V183H248ZM247 184V185H248ZM63 185V184H62ZM136 185V184H135ZM134 185V186H135ZM223 185V184H222ZM258 185V184H257ZM260 185H262V184H260ZM264 185V184H263ZM51 186V185H50ZM166 186V185H165ZM215 186H216V184H215ZM220 186V185H219ZM224 186H225V184H224ZM227 186V185H226ZM231 186V185H230ZM248 186H250V184L248 185ZM33 187H31V188H33ZM129 188H131V190H132V187H130V186H128ZM167 187V186H166ZM182 187L184 188V189H182ZM218 187V186H217ZM238 187H243V186H240V184L238 185ZM237 187V188H238ZM251 187H252V185L250 186V189H248V191L249 190H251V191H249L248 192V194H246L245 193V191H244V194L245 195H243V197L245 196V198H246V202L245 203H240L239 201H241L239 198H241V197H239L238 198V196L239 195H241L242 196V194H240L241 192L240 191H238V192H240V193H238V196L236 197V195H234L233 193H231L230 192V194H229V192H228V198H227V200H229V201H231L234 205H235V208L236 209H238L237 210V212L238 213H240L241 214V216L243 215L244 217L246 216L245 214H247V213H249V209L251 208V206H252V204H250L249 205V202L250 203H253L254 201L256 202H260L259 203V205H261V208H262V211L264 212V189H262V188H264V186H261L262 188H260V189H258V187L257 186H255V188L257 187V189H254V190H252L251 189ZM173 188V189H174ZM205 188H207V187H205ZM222 188H224V187H222ZM226 188V187H225ZM246 188H248L247 186H246ZM254 188V187H253ZM127 188L126 189H124V192H128V191H130V189H128L127 191ZM136 190V189H135ZM137 190L135 191L136 192V194H135V196L137 197H139L140 195L138 194L139 192H137ZM174 190V191H175ZM210 190V193H208V191ZM212 190V191H211ZM218 190H220V189H217L216 190V187L215 188H208V190H207V192L205 193L206 195H205V197H204V195H203V198H209L210 199V201L211 202H213L214 200H216V202H217V199L218 198H221V196H219L218 195V193H219V191ZM221 190H224V189H221ZM220 190V191H221ZM226 190V189H225ZM240 190H242V188H240ZM58 193H57V192ZM71 191V192H70ZM218 191V192H217ZM229 191V190H228ZM134 191H132V194H134L133 193ZM217 192V193H216ZM225 192H227V191H225ZM68 193H70V194H68ZM75 193V194H74ZM221 193V192H220ZM58 194V195H57ZM138 194V195H137ZM184 194H185V196H184ZM203 194V193H202ZM57 195V196H56ZM69 195V196H68ZM221 195V194H220ZM35 196V197H34ZM54 196H56L55 198H54ZM75 196V197H74ZM79 196V194L77 195V197ZM120 196H122V195H120ZM131 196V195H130ZM133 196V195H132ZM142 196H144V194H142ZM40 197L41 198H43L44 200H47L48 202H45V203H47L46 204V207L45 208H43L42 210H41V207H39V205L38 204H36L37 202L34 200L35 198H39V200H41L40 199ZM60 198V199H58V198ZM76 197V198H77ZM125 197V196H124ZM137 197V198H138ZM183 197H186V198H183ZM224 197V196H223ZM222 197V198H223ZM242 197V198H243ZM116 198V199H115ZM120 198V197H119ZM128 198H129V195H128ZM140 198V197H139ZM177 198V197H176ZM190 198H191V196H190ZM202 198V199H203ZM221 198V199H222ZM244 198V199H245ZM65 199V198H64ZM67 199V198H66ZM65 199V200H66ZM130 199H132V198H130ZM141 200H143V197H141L140 198ZM163 199V198H162ZM186 199V200H187ZM209 199H208V201H209ZM220 199V200H221ZM239 199V200H238ZM121 200V199H120ZM120 200H118V201H120ZM124 200V199H123ZM122 200V201H123ZM219 200V199H218ZM17 201H20V198H19V200H17ZM63 201V200H62ZM128 201V200H127ZM137 201V200H136ZM166 201V200H165ZM199 201V200H198ZM198 201H196V202H198ZM202 200H200L199 202L200 203H198V204H195V203H193V205L191 206V207H193V208H195L194 209V211H196V210H198V211H200L201 209H203V210H205V213H206V211H213V206H210V205H204V204H206L205 202H201ZM252 201V202H251ZM23 202V201H22ZM21 202V203H22ZM42 202L43 201H40L39 203H41V205H44L45 206V203L44 204H42ZM69 202H71V204L69 203ZM138 203L140 202V201H137ZM183 202V201H182ZM181 202V203H182ZM239 202V203H238ZM256 202V203H257ZM17 203V204H16ZM69 203V204H68ZM131 203V202H130ZM202 203V204H201ZM164 204H166V203H164ZM188 204V203H187ZM192 204V203H191ZM240 204V205H239ZM103 205V204H102ZM115 205H113V207L110 209V207H109V209L107 210V215H106V218L107 217H109V218H111L110 220H111V222H112V220H114V219H116V217H118L119 215H118V213L117 212H119V211H122V210H120V208L122 207V204H120L119 203V208H118V210H115ZM129 205V204H128ZM128 205H126L127 207H128ZM139 205V204H138ZM160 205V206H159ZM253 205H254V203H253ZM256 205H258V204H256ZM19 206V207H18ZM101 206V205H100ZM111 206V205H110ZM118 206V205H117ZM136 206H137V204H136ZM200 206V207H199ZM215 206H217V205H214V207ZM223 206V205H222ZM225 206V205H224ZM238 206V207H237ZM115 207V208H114ZM124 207V206H123ZM122 207V208H123ZM162 208V211H164L165 210V208H164V210H163V206H161ZM212 207V208H211ZM250 207V208H249ZM125 208V207H124ZM130 208H132V207H130ZM134 208V207H133ZM132 208V209H133ZM192 208V209H193ZM198 208V209H197ZM253 208V207H252ZM117 209V208H116ZM135 209V208H134ZM160 209V210H161ZM166 209L168 210V208L166 207ZM200 209V210H199ZM215 209V208H214ZM216 209H217V207H216ZM215 209V210H216ZM38 210H41V211H38ZM114 210V211H113ZM131 210V209H130ZM130 210H128V211H130ZM224 210V211H223ZM222 211H220V216H222V215H224L225 213H223V212H225L226 211V209H225V207H224V209H223ZM38 211V212H37ZM161 211V212H162ZM191 211V210H190ZM211 211V212H212ZM218 210H216V213H218L219 212ZM17 212H20L21 214H22V216L23 217H18L17 215H18V213ZM81 212V213H80ZM123 212V211H122ZM204 212V211H203ZM16 213H17V215H16ZM19 213V214H20ZM40 214V216H38L39 214ZM46 213V215H44V216H47V218H48V214ZM244 213V214H243ZM20 214V215H21ZM34 214H36L37 216H34ZM100 214V213H99ZM120 214V213H119ZM124 213H122L121 214V216L120 217H124V215H123ZM126 214H127V212H126ZM162 214V213H161ZM207 214V213H206ZM226 214H229V213H226ZM19 215V216H20ZM42 215V216H43ZM98 215V214H97ZM116 215H118V216H116ZM210 215V214H209ZM208 215V216H209ZM214 215H216L217 216V214H215L214 213ZM52 216H51V218H52ZM77 216V215H76ZM82 216V215H81ZM114 216H116L114 219H112ZM128 216H129V214H128ZM168 216H169V214H168ZM65 217V216H64ZM78 217V216H77ZM80 217V216H79ZM157 217H160L159 215H157ZM170 217V216H169ZM169 217H167L166 218V220L169 218ZM226 217H229V216H225V218L223 217L222 219H226ZM247 217V216H246ZM109 218H108V220H109ZM125 218V217H124ZM127 218V217H126ZM130 218L132 219V220H130ZM171 218V217H170ZM249 219H247L246 221H244V222H242V223H240V224H238L237 226V228H238V232L240 233V236H241V238H243V239H241L240 240V242L242 241L243 243L244 242H248L249 243V241H253L254 242V251L251 253L250 252V254H249V252H248V256H244V255H242L243 254V251H241V250H243V249H238V251L239 252H241L240 253V255L239 256H236V257H239V259H241L243 262V264H246V263H252V264H261V263H263L264 261H263V259H264V231H262V227H264V213H263V215H260V216H254V218L252 217V215H250V217H248ZM39 219V220H40ZM53 219V218H52ZM59 219V218H58ZM98 219V220H97ZM159 219V218H158ZM179 219V218H178ZM177 219V220H178ZM90 220V221H89ZM118 220V219H117ZM120 220H121V218H120ZM123 220H125V219H123ZM152 220V219H151ZM160 220H162V221H164L165 222V220L164 219H160ZM186 219H183V221H182V225H181V223H178V221H177V223H178V227L174 224L175 222H172V224H174L175 226H176V228L175 227H172V228H174V229H172V230H169V228H167L168 227V225H167V227H165V228H163L164 226H166V222L165 223H163V224H165V225H163V227H159V223H157L155 226L156 227H159L160 228V232H159V234H160V238H159V240L161 239V243L158 241L157 242V244L158 243H160V244H162L163 242L164 243H166V245H167V247L166 248H172V247H174V245H175V242L176 241H178V239L179 240H182V235L184 234V232H187L188 233V230H190V228H195V227H193V224L191 225L190 223H187L186 221H185ZM212 220V219H211ZM211 220H209V221H211ZM227 220V219H226ZM44 221V220H43ZM89 221V222H88ZM173 221V220H172ZM175 221V220H174ZM185 221V222H184ZM217 221V220H216ZM215 221V223H211V222H209L210 224L207 226L206 224V226L207 227H211V225L213 226V227H211L212 229H214V228H216V226L218 225V224H216V223H218V221L216 222ZM80 222V221H79ZM81 222H82V220H81ZM109 222V221H108ZM118 222V221H117ZM129 222V223H130ZM152 222V221H151ZM155 222V221H154ZM184 222V223H183ZM88 223V224H87ZM103 223V222H102ZM110 223V222H109ZM114 223V222H113ZM162 223V222H161ZM160 223V224H161ZM168 223H170V225H171V221H170V219L168 220V222H167V224ZM193 223V222H192ZM41 224V223H40ZM112 224V223H111ZM131 224V225H132ZM133 224V225H134ZM153 224V223H152ZM180 224V225H179ZM43 224H41V226H42ZM85 226V227H83V226ZM110 225V224H109ZM121 225H123V222H121ZM147 225H149V226H147ZM190 225V226H189ZM204 225V226H205ZM240 225V226H239ZM141 226L143 227V228H141ZM161 226V225H160ZM172 226V225H171ZM189 226V227H188ZM198 226V225H197ZM199 226H202V225H199ZM205 226V227H206ZM220 226H222L221 224H220ZM111 227H112V225H111ZM132 226H128V228H131ZM182 227V228H181ZM205 227H198L199 229H202L201 231L199 230L198 232L200 233H198V235L200 236V235H204V232H205ZM36 228H38V229H40V232L37 230V232L34 230V229H36ZM60 228V229H59ZM85 228V229H84ZM146 228V229H145ZM188 229V230H184V229ZM208 228V229H209ZM222 229V227H218V228H216V229ZM234 228H236V226L234 227ZM74 229V230H75ZM116 229L118 230V232H120L119 231V229H118V226L116 227ZM140 229L139 230H137V231H140ZM215 229V230H216ZM219 229V230H220ZM257 229H259V230H261V231H257ZM264 229V228H263ZM64 230V231H63ZM94 230H95V228H94ZM93 230V231H94ZM116 230V231H117ZM136 230H134L133 231V233L134 232H136ZM159 231V229H156V231ZM181 230L183 231V232H181ZM192 230V229H191ZM215 230H212V231H215ZM223 230V229H222ZM256 231V233L258 232V234H256V233H254L255 231ZM32 231H34L33 233L34 234H32ZM44 231V230H43ZM42 231V232H43ZM51 231V230H50ZM195 231V230H194ZM218 231V230H217ZM51 232H54V229H53V231H51ZM50 232V233H51ZM61 231L59 232V233H62ZM112 232V231H111ZM128 232H131L132 233V230H128ZM218 232H220V231H218ZM217 232V233H218ZM224 232V231H223ZM226 232V231H225ZM224 232V233H225ZM259 232H261V233H259ZM46 233V234H45ZM49 233V234H50ZM58 233V234H59ZM68 233V234H67ZM127 233V232H126ZM137 233H139L140 234V232H137ZM144 233V232H143ZM158 233V232H157ZM156 233V234H157ZM186 233V234H187ZM207 233V232H206ZM221 234H223L222 232H220ZM53 234H56V231H55V233H53ZM108 234V235H107ZM115 234H117V233H115ZM118 234H120L121 235V233H118ZM92 235V236H91ZM120 235H117V236H119V240H120ZM131 235V234H130ZM130 235H128V236H130ZM134 235V234H133ZM135 235H136V233H135ZM142 235V232H141V234L139 235V236H141ZM146 235H147V233H146ZM189 235V234H188ZM200 236V238H204V236ZM206 235H209V234H206ZM226 235V234H225ZM225 235H222V236H225ZM45 238H44V237ZM122 236V235H121ZM124 236V235H123ZM128 236H127V238H128ZM137 236V235H136ZM145 236V235H144ZM144 236H143V238H144ZM149 237H151L150 236V234L148 235ZM181 236V237H180ZM211 235H209V237H210ZM230 236V235H229ZM67 237V238H66ZM76 237V238H75ZM110 237H113V238H110ZM125 237H126V234H125ZM131 237V236H130ZM186 237H188V236H186ZM206 237H208V236H205V238ZM214 237V236H213ZM227 237H228V235H227ZM226 237V238H227ZM66 238V239H65ZM73 238V239H72ZM106 238H108V239H106ZM122 238V237H121ZM132 238H137V237H132ZM148 238V237H147ZM154 238H155V236H154ZM158 238V237H157ZM156 238V239H157ZM215 238V240L216 241H219V240H222L220 237V239L218 238V237H214ZM216 238H218V240L216 239ZM225 238V239H226ZM229 238V237H228ZM70 239V240H69ZM74 239H76V240H74ZM77 239L79 240V241H77ZM124 239H126V238H123V240ZM141 239V238H140ZM189 239L191 240V238L189 237ZM189 239H187L188 241H189ZM193 239V238H192ZM247 239H249V241L247 240ZM73 240V241H72ZM111 242H110V241ZM130 240V239H129ZM129 240H125V241H129ZM144 240V239H143ZM150 240V239H149ZM152 240V239H151ZM205 240V239H204ZM213 240V239H212ZM227 240V239H226ZM225 240V241H226ZM246 240V241H245ZM42 241H44L43 243H42ZM69 241V242H68ZM75 241V242H74ZM82 241V242H81ZM103 241H106V242H104L103 243ZM108 241V242H107ZM137 241V240H136ZM156 241V240H155ZM155 241H153L152 240V242H149L148 243V245H149V247L148 248H152L153 247V245H155ZM191 241H193V240H191ZM190 241V242H191ZM211 241V240H210ZM210 241H207V242H210ZM78 242H80V244H78ZM132 242H133V240H132ZM142 242V241H141ZM141 242H139V244L141 243ZM180 242V241H179ZM179 242H178V244H179ZM207 242H205L206 243V245H204L205 247L203 248V250H199V248L198 249H196L197 247L195 246V248H193L192 246L194 245L193 243H195V242H193L192 243V245H190L191 246V248H193V249H195V250H199L200 251V253H198V255L200 256V260H201V264H202V262H203V259H204V261H206V255H208V254H210V252L212 251H214V247H212V246H215L216 247V244H214V243H212V244H210V243H208L207 244ZM215 242V241H214ZM222 242V241H221ZM239 242V241H238ZM241 242V243H242ZM253 242H250V244L251 243H253ZM108 243V244H107ZM128 243V242H127ZM153 243V244H152ZM181 243V242H180ZM216 243H220V242H216ZM235 243V242H234ZM237 244L240 248H242L241 247V245L242 246H245L246 247V245H244V244ZM58 244H59V246H58ZM70 244H75V245H71V246H69ZM151 244H152V246H151ZM221 244V243H220ZM222 244H223V242H222ZM79 245V246H78ZM82 245V244H81ZM105 245V246H106ZM115 245V244H114ZM137 246H138V244H136ZM145 245V244H144ZM159 245V244H158ZM177 245V244H176ZM175 245V246H176ZM225 245V244H224ZM228 244H226V246H227ZM252 245V244H251ZM250 245V246H251ZM69 246V247H68ZM74 246V247H73ZM142 246V245H141ZM156 246V245H155ZM221 247H222V249H223V246L222 245H220ZM229 246V245H228ZM249 246V247H250ZM44 247H45V249H44ZM63 247V248H62ZM73 247V248H72ZM82 247V246H81ZM85 247V246H84ZM164 247V246H163ZM178 247V246H177ZM230 247V246H229ZM234 247V246H233ZM233 247H231V249L230 248H228V249H230V250H227V251H224V250H226L225 248L226 247H224V249H223V254H221L220 256L218 255V258H217V261H218V264H222V263H225V264H227V262L229 261V262H232V260H233V258H234V256L236 255H232V253H233V251H234V253H237V252H235L237 249L236 248H233ZM238 247V248H239ZM50 248V249H49ZM112 248V247H111ZM139 248V247H138ZM144 248V247H143ZM148 248H146V249H148ZM236 249V250H233V249ZM43 249V250H42ZM52 249V250H51ZM57 249V250H56ZM64 249V250H63ZM133 249V248H132ZM169 249H167V250H169ZM180 249H182V247L180 248ZM190 249V248H189ZM216 249V248H215ZM1 250V249H0ZM3 250V249H2ZM49 250V251H48ZM63 250V254L65 253V255L61 258L60 256V252ZM151 250V249H150ZM165 250V249H164ZM31 251V252H30ZM42 251H45L44 253L42 252ZM49 252L48 253V255H50L48 258H47V252ZM55 251H57V252H55ZM91 251V250H90ZM107 251V250H106ZM110 251V250H109ZM108 251V252H109ZM113 251V253H114V246H113V249L111 250V252ZM135 251V250H134ZM143 251V250H142ZM144 251H148V250H144ZM222 251V250H221ZM1 252V251H0ZM21 252H19L18 251V253H21ZM29 252V253H28ZM55 253V254H58V255H55V254H53V253ZM118 252V251H117ZM122 252V251H121ZM151 252H153L152 250H151ZM215 253H214V255L217 253V254H219L220 253V251H219V253L218 252H216V251H214ZM238 252V253H239ZM30 253H31V255H30ZM43 253V254H42ZM148 253H150V252H148ZM245 253H247V252H245ZM27 254H29L30 256H28L27 257ZM107 254V255H106ZM112 254V253H111ZM16 255H17V253H16ZM106 257H105V256ZM116 255V254H115ZM115 255H113V256H115ZM150 255H152V254H150ZM149 255V256H150ZM212 255V254H211ZM223 255V256H222ZM22 256H23V258H22ZM51 256H53V258L51 257ZM210 255H208V257H209ZM213 256V255H212ZM217 256V255H216ZM244 256V257H243ZM55 257V258H54ZM83 257V255L81 256V258ZM112 257V256H111ZM140 257H141V255H140ZM145 257V256H144ZM148 256H146V258H147ZM215 257V256H214ZM11 258H12V256H11ZM11 258H9L10 260H11ZM57 258V259H56ZM59 258H61V259H59ZM115 258V257H114ZM213 258V257H212ZM223 258H226L225 260L226 261H224L223 260ZM150 259H152V258H150ZM177 259H180V261L181 260H183L184 261V259H182L181 258V256H179ZM176 259V260H177ZM197 259V263H199V259L198 258H196ZM235 259H237V258H235ZM238 259V261H240V262H237L236 261V264H239V263H241V260H239ZM15 260V259H14ZM17 260V259H16ZM17 260V261H18ZM41 260V261H42ZM153 260V259H152ZM176 260H175V262H176ZM209 260V259H208ZM214 261H216L215 259H213ZM220 260V261H219ZM224 262H223V261ZM12 261V260H11ZM179 260H178V262H180ZM183 261H181V262H183ZM214 261H212V263L214 264H217V262H214ZM234 261V260H233ZM263 261V262H262ZM45 261H43V263H44ZM77 262V261H76ZM79 262V261H78ZM115 262V261H114ZM159 261L158 260H156V259H154L153 260V264L155 263V264H159L158 263ZM228 262V264H231V263H229ZM7 263H9V262H7ZM16 263V262H15ZM152 263V262H151ZM191 263V262H190ZM205 264H206V262H204ZM212 263H210V264H212ZM160 264H163V263H160ZM164 264H171V263H164ZM174 264V263H173ZM175 264H177V263H175ZM178 264H181V263H178ZM189 264V263H188ZM208 264H209V261H208Z\"/></svg>",
	"mask_w": 264,
	"mask_h": 264
}]
</instances>
